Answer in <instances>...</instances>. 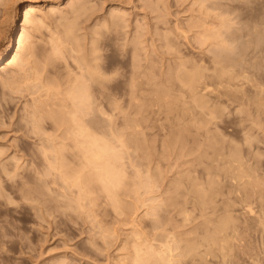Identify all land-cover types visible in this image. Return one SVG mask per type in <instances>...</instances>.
Here are the masks:
<instances>
[{
  "label": "rangeland",
  "instance_id": "1",
  "mask_svg": "<svg viewBox=\"0 0 264 264\" xmlns=\"http://www.w3.org/2000/svg\"><path fill=\"white\" fill-rule=\"evenodd\" d=\"M4 1L7 2L6 0ZM82 1L83 0L81 1L78 0L75 3L74 0H64V1L62 0L60 4L59 3L56 4L57 7L55 5L50 7L45 4H40L39 6H37L38 9H35V11L33 12L35 14L34 17L36 18V15H37L38 17L41 16V18L37 17V20L39 21L35 20V23L41 22V19H44V18L46 21L42 20V21H45V23L41 22L42 26H40L41 27L40 30L38 29L39 31L36 32V29L34 28L36 27L38 28V24L36 26L31 25L34 23L33 21L35 18L33 17L34 18L32 21L33 23H30L27 26V28H29L30 26L31 30L34 29L35 31L34 32L31 31L29 28L27 32L30 31L33 34H35L36 32L35 35L38 36L37 39H39V41L37 43V39L35 40L36 36L33 39V37H31L32 34H30L31 36L29 37L31 38H29L27 41L32 42V40L30 39H33L37 43V44L35 43L36 47L40 44L36 48L37 51L39 52H37V55H35V57L37 56V60L38 59L41 60V61L38 60L40 64L42 62L44 64L43 60L45 58H47L45 59V61L48 60V58L50 57L52 58L54 57L52 59L54 60L56 55H57L56 58L59 59V60L57 59V61L59 62H56V59L52 61L51 58L50 60H48L50 62L49 64L51 65L50 66L48 64V66H46L45 68V69L48 68L46 70L48 73L46 71H43V73H39L40 69L37 67L38 75L44 74V72H46L45 74L46 77L45 75H42V78L43 77L45 78V79L43 78L44 80H47L46 78H48L49 80L50 76H52V78L50 77L51 79H53L56 76L55 78L58 80L56 81L60 85L58 86L59 91L55 87L58 85L57 83H55L56 85L54 86V83L51 81V79L50 81L47 80L48 82L47 81L45 82L42 79V81L45 82L43 83V85L45 84L44 87L46 86V83L48 84L53 83L52 88H50L49 85H48L49 87L48 86L47 87L52 90V95L54 96H56V94L54 93H57V95L58 93H62L61 92L62 90L60 91L61 88L59 89V87H62L63 85L62 82L66 81L64 76L65 75L66 77H68V75L72 76L75 73L80 75L81 71L79 72V70L86 68L85 63L90 62V61L85 62L84 60L86 58H87L86 60H88V58L92 60L94 58V60H96L97 58L96 59L95 57L92 58L91 55L95 54L94 52L96 51H94V49H96L99 46L101 47V49H99L101 50V52L98 51L97 56L99 58V56L102 55L103 58L100 56L101 60L100 58L98 59L100 60L99 62L97 60L99 64L94 62V60L93 61L91 60L92 64L90 63H89L90 65L87 64V66H89V69L88 70L84 69L85 70L84 75L82 73L83 80L81 81V83L83 82L84 85L83 84L80 85L79 84L80 80H79L78 81L79 83L77 82L79 85L77 86H85L86 84L85 81L88 78L89 80H91L90 77L96 72L94 70L95 72L93 73L91 70L93 62H94L93 67L96 68L97 72L99 70L98 68H101L102 70V71L99 70L100 71L99 75L97 73L98 79L100 77H101L100 80L103 79L101 73L104 72L103 74L104 78L106 77V75L108 77L112 76L111 77L112 80H110L111 78L108 79V77H107V80L103 79L105 82L101 80L102 81L101 84L98 85L101 88L98 87L99 90L94 91V93L100 92L99 94L97 93L95 94V96L97 95L98 98L97 96L96 97L94 96L95 100H93L92 95L94 93H92V95L90 96V98L92 97V99L91 100H89L90 98L87 99L92 102L96 101L97 99V101L94 102L95 104L93 103L94 106L92 105V102L89 103L87 100H85V102H88V103L83 104V107H82L83 108V118L85 120L84 121L85 124L90 123L92 126L97 124L98 129L97 128L94 129L92 126H89V125L87 129H89L88 131L94 134H96V132H99L100 130L99 134L97 133V137L98 135L101 134L100 136L102 138L100 137V139H102V141L101 143L100 142L99 143L102 146H105L107 150L106 151L107 153L106 156L108 157L107 160L109 161V158H112V162L116 161L115 162L116 168L118 167L117 168L118 170L116 169V177L118 178L123 173V172L121 173L122 170H124L127 177L125 176V178H123L124 179L123 183L122 181L119 180L120 184L122 183V186H123V187L121 186L122 187L121 188L119 187L120 186L119 184L118 185V187L120 188L119 190L117 189L118 187H115L117 186L115 184H117L118 180L115 182V184H112L111 182L113 187H111L110 183H108L110 185V189L112 188L111 190H113L114 188L118 190L117 194L115 195L112 194V192L108 188L109 185H107V187L103 185L107 183L106 180H104L106 181L105 183L100 181L101 186H102L101 188L104 187L103 190H101V188H99L100 183H98L100 178L99 179L97 178V175H99L97 173H98V170L100 171V169L97 168V165L100 163V165L103 166L106 163L104 162L103 164V161L101 159V158H105L104 157L105 155L98 160L95 156H94L95 158L92 156L91 158L93 159L91 160L88 158V155L84 154L86 157L82 156L81 152L84 153L85 151H81L79 153L78 151H73V150H79L77 149L78 147L75 144L76 149L71 148L72 151L74 153L76 152V154H79L80 158L78 156L77 157L81 159V161L84 160L82 161L84 162L83 167H81L82 163L81 165H79L81 168L78 167V163L80 164V161L76 159V154L71 152L70 151L71 149L69 147L72 142L73 143L75 142L72 141L71 138L70 140L66 139V141H64L65 137L62 140L61 138L64 136L63 134L65 133H62L63 130L60 129L61 130L60 131L59 128L54 129L55 131L59 130L55 132V134L61 132L59 134L63 136H60L61 137L60 142H62L63 144L65 142V146L69 145L68 147L70 150L68 149V147L66 148L68 149V152H65L64 156L69 155L67 156V158L60 157L61 154L60 156L58 155L56 158L60 157L58 158L59 160L61 158L62 159L64 158V160L67 159V161L68 159H71L68 161L70 165L69 166L67 165L68 167L66 165L65 166L66 168H68L67 172L70 171L69 173L71 174H72L71 172L72 170L69 169V167L71 165H72L71 167H74L73 176L78 175L80 173L81 175L80 174L79 175L81 177L83 175V172L84 171L86 172L87 169L89 170L91 168L90 166L93 164V166L95 165L94 169L96 172L94 174V177L96 178L94 179V181H92L94 184L91 181H88L87 183L85 180H84L85 182L82 180L83 181V184H82L80 183L82 182L81 179H80V182L78 181L80 178L79 175H78L79 178L76 181L77 178L72 176L73 177L72 179L70 177L71 174L70 175L69 173L66 174L67 172H65V169L62 168L61 172L58 171L60 170V168L58 167L59 168L58 169L56 167L58 165L59 166L61 165L59 164L58 159L56 160V162L58 163H55L56 165L57 164L58 165L53 166L55 167L54 168L55 170H52V167L51 169L48 168L49 164H54L55 155H53V157L48 156L50 158L49 159L50 162H52L50 163L49 160L45 159L48 153L46 155L42 154L44 156H42L40 153L44 151L43 153L49 152L50 154H55V153H51L55 150L54 148H50L51 152L45 151V149L47 148L44 147L43 145H45L48 140H50L51 143H53V141L54 142L56 141L58 144V139H55L58 136V134L54 135L55 137L53 136V133H52L53 129L50 128L51 126L49 125V121L52 122V120L51 119L48 120L44 118L43 116L45 115V112L51 109L52 106H53L52 109L55 108L57 98L53 96V99H52V96L50 95L51 91L47 89L46 87L45 88L49 91H45L44 88H43L44 90L40 88V86H42V83H40L41 80L38 81L39 80L38 78L40 76L37 77V75L32 74L33 75L32 77L35 78L34 76H36L38 80L36 79L37 81L36 80L35 81L37 82V84L39 83L41 85L39 84L37 85L36 83H34L35 82L34 80H32L33 82L30 80V79H33V78H30L29 76L30 73L28 75L26 74H24V76L22 75L23 77L21 78V82L20 81L18 82L19 84H12L15 82L11 81L12 83L9 82L11 85L10 84L8 85L7 80L3 81L6 78L8 79V75L10 74V72L8 73L7 71H12L10 74L11 77L9 76L8 81L10 80V78L11 80L13 78L15 79V73L13 69L15 70L17 76H18V73H21V72L25 73L24 69L25 70L28 69V71L29 70L32 71L34 67L29 66V67H32L31 69V68H27L26 65L23 66L25 62H23V64L20 63L24 67V68L22 67L23 71L21 70V67H20L21 65L19 66L18 65L19 63L18 64L16 63L20 67L21 72H18L19 69H17L16 64H15L16 65L15 68L13 64L12 65L13 67L10 65L11 67V68L9 67L10 69L7 66L8 70L6 68L2 70L0 69V153H1L0 154V181H1V186H2V187L0 186V189H1L0 191L1 192L3 191V193L0 194V234H2L1 232L7 229L6 232L8 231L7 232L8 235L6 236L7 237L9 236L8 239H6V236L3 239L2 235H0V241L1 239L3 241L6 239V242H7V240L9 241L10 239L11 240L10 246L12 248L15 247V249H13L14 253L13 251L6 252L7 250L3 251L2 248L6 249L7 248L6 245L7 244L9 245V242L6 245H4L6 242H4V244L1 243L2 241L0 242L1 245L3 244L4 246V247L2 246L0 247L2 250L0 253V264H133L134 262L132 260L135 259L136 256L139 255L140 253H141L140 256L142 255L141 257L145 259L140 264H148L147 263L148 261L152 263L154 262L153 258L149 260L148 259L149 255L148 256L146 255L150 250L152 251L153 248L154 250L155 248H157L156 249L157 252L158 251L160 252L161 250L163 252V255L164 253L165 254L169 253L168 251L166 252L164 251V250H167V246L164 248L163 244H166L169 239L167 245H172L171 243L173 242V239H174L173 243H175V241L178 240V238L181 240V242L178 240L179 243L178 241H176L175 245L173 244L175 247L172 245V247H174V250H177L178 252L173 250V252L171 253L174 259H175V256L178 257L175 259V262L176 260L177 261L180 260L181 262V263L176 262V264L178 263L179 264H232L231 261L233 259H234L233 264H236V263L237 264H264V223L258 224V225H256L257 223L255 222L249 223V224L246 223L245 220L247 216L245 215V213H243V215L246 218L243 217L242 215V212H244V210H239L238 208L240 207V208L245 209L248 205H251V206L253 205L252 207L254 208V210L261 211L260 208L264 207V204H263L264 202H262L263 200L259 201L260 200L259 197H258L259 200H257L258 198L256 196H259V194L256 196L254 195V193L252 194L254 188L251 187V185L254 184L258 180L257 179V176H259L258 173H260V176L262 175V178L260 177L261 180L260 178L259 180L264 183V179H263L264 178V175H263L264 174V111H263L264 110V89H263L264 88L263 86L264 85V60L263 59L264 58L262 56H259L258 54L262 50H263V53L262 52L260 53L264 54V41H263L264 33L262 32L261 33L262 35L260 34L261 31L257 33V31L259 30H257L258 28H256L257 25H259L258 27L260 29V24L261 26L262 25L264 26V24H262L259 21V20H264V17L262 16L264 15L262 14V12L264 13V2H262L264 0H257L258 2H256V0L255 1L246 0L247 2L245 0H205L204 2L199 0L200 2H202V4L198 0H85L83 1V3L87 2L88 6H86V4H83L84 5L83 6ZM259 1H261L260 6H259ZM8 2H7V6L6 5L5 6L8 7L10 11L6 9L5 6H2V4L4 5L3 2H1L2 4H0V25H1L0 27L2 31L4 30L3 27H7V31H8V32L6 30H4L5 32L3 31L2 33L3 37L7 34H10L14 26L13 20H12L13 17L11 16L9 17V15L11 14L12 16H14V12H13L14 4H11L10 2L9 3ZM250 2L251 3L253 2V4H251ZM79 3H81V5ZM245 3L247 6L249 5L250 7L247 8L246 5L243 6V4ZM69 4H72V6L77 4L78 6L77 5L75 6L78 7L79 12L82 6H83L82 7L83 10L85 8L88 9L86 10V12L85 10L83 11L81 9V15L80 16L78 15L79 18L77 16L78 20L76 19L78 23L77 22L75 23L74 21H70V18L71 20H73L76 17H72L73 15L71 16V13L70 15L68 13L72 12L73 14V11L77 8H75L74 6V8L73 7L70 8L73 11L68 9V13H67V7ZM10 5H12L13 7H10ZM22 5L20 4L21 10L23 8ZM253 6H255L256 9L259 11L257 12V10L253 8ZM244 8L245 10L243 11ZM251 8L253 9L251 10ZM1 9L3 10V12ZM49 9L53 10L54 14L56 13V15L52 17L54 18V20L55 19L57 20L59 16H61L62 19H58L57 21L55 20L56 22H54V20L51 21L52 18L50 15L52 14V11ZM54 9L55 10L57 9V12H55ZM248 9L251 11H247ZM62 10H64L65 12L63 13L65 14L67 13V15L65 14L63 15ZM77 10H75V12ZM117 10L119 11L121 10V12L119 13V11ZM4 11H6L7 13ZM82 11L85 13H82ZM111 11L112 12L116 11V13L118 12L117 14L119 16H122V18L126 19V21L123 24H121L117 30L105 28L106 23L108 21L106 20V23H105L103 20L110 18V16L114 14ZM252 11L254 13H252ZM8 12H11V13H8ZM43 12L44 14L41 15V13ZM58 12L60 15H57ZM46 13L50 14V15L48 14L51 18V19L48 18L50 20L47 19V17L49 16ZM243 13H246V14H243ZM6 14L7 15L9 14L8 17L12 19L10 20L8 17H6ZM123 14L125 15V17ZM259 14L262 17H260ZM245 15H247L246 18L248 17V20L250 17V20L252 22L257 21V23L255 24L253 22V26H252V22L250 23V20H249V23L248 21L245 20L244 18ZM3 16L6 19H3L4 18ZM66 16L69 18V20L65 21ZM253 17L256 19H252ZM61 21H63L64 25L66 24L70 25L71 23L72 28L71 27L70 28L71 30L74 29L73 30L74 33L68 29L69 28L68 25H66L67 27L66 31L69 30V32H72V35L74 34L77 37L76 38L75 36H73V38L75 37L76 40L80 39L79 43L84 42L85 45L89 44L87 45L88 47L86 46V48L87 49L89 48V49L88 50L85 49V51H88L89 53L86 52L87 53L86 54L85 52L82 51L85 48V47L83 48L84 45H82L84 43L82 44L80 43L79 45L78 41L77 42L74 41V42H71L70 44L69 42L73 40L70 37L69 38L71 40L65 39L68 37L67 36L68 34L71 35L68 31H67L68 32L67 35H64V32L63 34L60 33L62 32V30L61 31L59 30L60 32H58V29L63 27V25H61L60 27L57 25ZM101 21L105 23L103 24V26L105 25L104 31L106 30V36H104L101 39V41H103V44H97L96 39H92L97 44L95 47L94 41H93L94 43L93 46H92V43H90L91 38L93 37V35L95 36L96 34V32L93 30L92 31L95 34H92L93 32L91 31V28L92 29L95 28L97 31H99L98 29L103 27ZM1 22H3V24ZM100 22H101L102 27L97 25ZM79 23H80V26L76 25ZM94 24H96L99 28ZM247 24L250 26L247 27L248 26ZM254 24L256 25V27L253 29V27L255 26ZM72 25H76V26H72ZM56 26H58L59 28L56 29ZM81 26L84 28H82ZM263 26L261 27V29L262 28L264 29ZM215 27H217V30ZM210 28H212L214 32L219 30L218 31L219 36L216 34V32L213 34L212 33L213 31H211L212 29L209 30ZM78 29H80L81 31ZM247 29H249V32L247 31ZM54 30L57 32V36H54L56 34ZM63 30H65V28ZM208 30L210 31L211 34L208 33L209 32ZM53 31L55 32L53 33L54 37L52 36ZM79 31L81 33L82 32L84 33V31H86V34L81 35ZM252 31L255 33L254 35H252L253 34ZM77 32L80 33L79 34L80 36L77 34ZM87 32L89 33L87 34ZM58 33L61 34V36H59L60 39L62 38V35L65 36V37L63 36L64 38L61 39L64 42L63 46L65 48L68 46L70 48V46L74 45L73 43H76L77 47L79 46V48L81 47L83 48L81 50L82 52H79L78 54V50H75V52H77V55H76V53L73 51V49L75 48H72L71 49L72 51L68 48L65 50L67 51L70 50L69 53H65L66 51L64 50V54H63V52H61V45H62L61 40L59 39L60 41L59 42L57 38ZM77 35L81 38H79ZM86 35L90 38L89 40ZM90 35L92 36L90 37ZM208 35L209 36L212 35L213 37L211 38ZM215 35H217V37H214ZM51 36L53 37V39L57 38V40L51 41L52 39ZM82 36L87 37V38L84 37L85 41H83ZM202 36L205 39L207 38L206 40L203 38L205 42L202 40ZM256 37L257 38L261 37L259 38L261 39V41H263V42L260 41L261 45L255 42L257 40L255 39ZM137 38H138V44H136L137 42H135L137 41ZM252 38L255 39V41ZM133 39L135 41L131 42ZM65 40L67 43L65 42ZM46 41L47 42L49 41L50 43H52L51 47L49 43L46 45ZM257 42L259 41L257 40ZM56 43L59 44L60 47ZM253 43L259 45L257 46V48L258 47L260 48V46H262L261 50L259 48H258L259 50L257 48L256 50L255 49L256 45H254ZM25 44H29V43L27 42ZM44 44L47 46V48L44 46ZM65 44H68V46ZM29 46H31V44H29ZM63 46L62 48H64ZM44 47L46 49H43ZM243 47H245V51L242 52V50H244ZM51 48L53 50L51 51L54 53L50 51ZM26 49L28 50V46L27 48L24 47L23 52H26L27 51ZM47 49L50 51V52L47 51L48 53H51L52 55L54 54L55 56H50L51 54H48L47 52H45ZM89 50H91V53ZM255 51L257 52L259 51L257 53L258 55L256 54ZM44 52H45V55L47 54L50 57L47 55H46L47 57H45V55L40 56V54L43 55L42 53ZM38 53H40L39 56H38ZM99 53H102V54H99ZM26 54L24 53L21 55H24L25 57L22 56V58H26L27 60L28 57H26ZM81 54L86 55L87 57L85 56V59H84V57ZM28 55L29 54H27V56ZM75 55L78 58L79 56L80 58L82 57L81 58L82 60L84 59L83 62L85 63L83 65L85 67L82 65V63L79 64L80 61L82 62V60L78 61L77 59L78 63L76 62L74 58ZM255 55L263 59L260 60L259 57H253ZM218 56L221 59L220 61H218L219 60ZM40 57L43 59H41ZM31 58L35 59L33 57ZM22 60H25V59H22ZM37 60L35 61L37 62ZM36 62L32 60L31 65L34 63L33 66H35ZM54 62H56L55 65L52 64ZM26 63H28L27 65H29V60ZM46 64H47V61H46ZM78 64L79 66L81 65L83 68L82 67L80 68ZM95 64L99 66L95 67L96 66ZM180 68L181 69L184 68L185 71L187 70V72H184V70H181ZM3 70H5L6 72ZM48 70H50V72ZM51 70L52 72L54 70L53 72L54 77L52 75ZM90 70H91L92 75L90 74ZM191 70L193 71L192 74L188 73L189 71L191 72ZM226 70L227 71L229 70V71L226 72ZM28 71L26 73H28ZM88 71L91 76L87 74ZM179 71L180 72L183 71L184 73L181 74ZM195 71H202V73L204 74H202L201 72L200 73L202 75H205V73L206 75L208 74L207 77L210 74H214V73L218 75L217 73L219 71L225 74V78L224 77L221 78L220 76L219 77L211 76L210 77L211 80L209 77L207 80L206 75L203 76L206 78V81L210 80L211 82L210 84H214L216 82L218 83V81H219L218 84H220L222 81H224L222 82V85H223L226 81L227 82L230 81L229 83H225L223 86L219 85L220 87H222L221 90H219L220 89L219 87H218L219 89L216 90L217 92L218 90L219 92L222 91V93H220L221 94L220 98L218 97L216 98L214 96V90L212 94L210 93V94H207L206 96L204 95L205 97L202 96L203 98H200V99H199V94L197 96V94L193 92L191 94L189 93L190 91L188 90V86H187L189 85L188 83L189 80L188 78L186 79L187 76L184 75L183 78L187 84L184 83L182 79V75L190 74V76H192V75L200 74L198 72L195 73ZM58 72L59 74H62V75H59ZM12 73L14 76L12 75ZM34 73L36 72L34 71ZM55 73H57V75ZM223 73H221L222 74L221 76H224ZM47 74L49 75L51 74V75L49 76ZM6 75L7 77L4 78V76ZM178 75H179V78H177ZM59 76H63L64 79L61 77L59 79ZM78 77L80 78V76H77V78ZM217 77L218 79L220 78L222 81H220V79L216 80ZM18 78L19 79H17V81L20 80L19 76ZM26 78L28 79V81L25 82L24 80ZM73 78L72 80L75 81L76 83V80H74ZM133 79L135 82L138 81L139 84H137L138 82L136 83L133 82ZM212 79L215 80V82H213ZM60 80L62 82H60ZM249 80H251V82H249ZM68 81H70V78ZM4 82H6V84ZM29 82L32 84L34 83L33 85L35 86V88L34 86H33V89L28 88L27 84H29ZM132 82L134 85L135 84L138 85V87L139 85H141L139 88L140 90L141 89L143 90L142 91H139L138 89H137L138 91L134 90L136 86L133 87L134 85L132 84ZM65 83L69 85V83L71 84L72 82H68V83L64 82V87H62V89L64 88L67 90L69 86L68 85L66 86ZM75 83H72L70 86H72ZM29 85L30 87H32L31 84ZM104 85H107V86L109 85L110 87L109 86L107 87ZM215 85L217 84H214V86ZM36 86L42 89L44 92L50 93V94L48 93L45 94L47 96L46 97L47 99H49V96H50L51 101L53 100L55 101V104L53 103V105H51L52 103L51 101L46 102L48 105L50 103V108L49 106H45V107L41 106L44 111V113H41L43 111H41L42 109L40 110L41 116L44 118L45 122L48 123L47 124L44 122L45 125L34 122L36 114L38 116L40 114L38 113L39 111L35 109L37 108L35 105L38 104L36 102H39L38 101L39 97L36 98L35 96H38L42 92V90H39L41 91L40 93L39 92L35 93L36 91L33 92V90H37ZM86 86L89 88L88 85ZM185 86H187V88ZM217 86H215V88ZM72 87L74 88L75 86L73 85ZM158 88H160L159 91H157ZM70 89L72 88L70 87ZM91 89L93 88L91 87ZM91 89L90 91L93 92V90ZM161 89H163L164 91L163 90L161 91ZM259 89H263V91L260 90L262 94L259 91ZM156 91H157V94H156ZM44 92L39 95L40 97H42V100H43ZM217 92L215 93V95L219 96ZM64 94L65 93L63 92L62 96H65L64 99L67 100L66 98L68 97V95L66 94L67 95L66 96ZM164 94H166L165 101L162 100L164 98L163 97ZM257 94L258 95L260 94V95L258 96ZM208 95L209 96L213 95V96L211 98ZM58 96L57 97L59 99V102L62 103L60 101L61 95H58ZM179 96L182 98H180ZM192 96L194 97L196 96V98L198 97L199 100L196 98L195 99L198 100L200 103H201L200 101L201 99H205L208 102V104L206 102L207 107L203 108L205 104L204 103V104H199L202 107L200 108L198 105H196L197 102L195 104L194 102L195 99L193 98L194 99L193 100L191 98ZM32 97H35V98L32 99ZM207 97H209L210 99H208ZM255 97L258 98V100L257 99L255 100ZM44 99H45V96H44ZM47 99L43 101H46ZM260 99H262L263 101ZM30 100L32 103L30 102ZM69 100L68 102L71 103V100L70 101ZM183 100L186 102H184ZM182 101L186 103V105ZM257 101H260V102H257ZM26 102L29 103V105L33 108L34 111L32 110V112H30L31 107H29V105H27L28 103ZM40 102H41V99H40ZM98 103H100V106H98V109L100 107L99 110L101 112H98L97 114L96 111L98 109L96 110L94 107L95 105H99ZM258 103L259 104L261 103L260 104L261 106L258 105ZM24 104H26L27 106L26 105L24 106ZM47 104H43V105H47ZM58 106H59V103L57 107ZM39 107L37 109L41 108ZM59 107L61 108V106ZM26 108L27 109L30 108V109L27 110ZM183 108L184 109L186 108L185 111L183 110ZM25 109L28 112H26ZM191 109L192 111H190ZM213 110H215V112H213ZM24 112H26L25 113L26 115L25 114L24 115L27 117L29 115V112L31 114L30 116H34L32 117V119L34 118V120H31L28 118L27 119L28 122L33 121L35 125L36 124H38L39 126L41 125L42 128L46 126V129L45 128L43 129H45L47 132H51V135L53 136V139H52L53 141L47 138L49 134L46 135L45 130H42V133L45 134L47 137L45 135L44 136L41 135L42 137L38 136L37 135L38 133L36 132L38 131L36 127L38 125L35 126L33 124V126H35L34 128L32 125H29L30 126L29 127L28 124H30L31 122L30 123L26 122L27 120H25V117L22 116ZM34 112H37V113H34ZM211 113L213 114L216 113L214 114L215 117L212 116L213 114ZM97 117H99V119ZM127 118L130 120H128ZM132 118L136 120V123L139 121L141 127H139V125H135V120H132ZM131 120L134 122L133 126L137 128V131L134 130L135 129L134 127H129L128 129V125H129L128 122H130ZM193 120H195L196 122ZM126 122L128 123L127 127H125ZM133 122L131 123L133 124ZM26 123L28 124L26 125ZM100 123H102L101 125L102 127L100 126ZM50 124L53 125L54 122ZM132 124L129 126H132ZM53 126H55V124ZM35 128H36V131H35ZM126 128L128 132H130V135H128L129 133H126L127 136L125 137L127 139H129L128 137L131 136L132 134L133 135L131 137L133 138V136L136 135L137 132H139V134L141 133L139 137L141 136L140 138L144 139L142 140L143 141L142 147L144 146L145 150L141 149V145H139L140 143H138L140 142L138 141V138L136 142L139 146L136 145L137 147H135L134 145L136 144L135 142L133 144L134 140H131L132 142L129 145L130 147L128 145L126 146L124 145L125 147L128 146L129 147L128 149H126L125 147L122 148V145H119L121 144L120 143L121 141L117 142L118 140L115 138H118V136L117 137L115 136L114 138L113 135L115 133H117L118 135L119 133L121 134V132L125 133V131H127ZM130 128H132L131 130H134V132H132ZM110 132H112L113 134ZM121 136L122 135H119L120 138ZM44 137L47 138L48 140H46ZM131 137L130 139H132ZM41 138H44L46 142H42L44 140H40ZM49 138H52V137H49ZM169 139L175 140V142L174 140L173 141L170 140L171 143L173 142L174 147H173V144L171 143H169L171 144V146L169 145L170 147L167 145V143L169 142ZM113 140L115 141L117 140V141L115 142ZM145 140L147 141L145 142ZM68 141H69V144L66 145ZM165 141L167 142L165 143ZM73 143L71 144L72 146L74 145ZM54 144L55 143H53L52 145ZM47 145L48 144H46L45 146ZM59 145H57L58 147L56 146L54 147L60 150L62 149L63 145L61 143ZM171 147H173V149ZM121 148L122 149L125 148L124 151L122 150L125 153V157H124L123 152L120 151ZM165 148H166V151L164 150ZM36 149H40L41 152L40 150H36ZM52 149L54 150L52 151ZM167 149L169 153L167 152ZM169 149L170 150L172 149V150L170 151ZM32 150H34L35 152L33 153V157L30 155L33 152ZM37 151H38V154L40 155L37 154L34 157ZM57 151L55 150L54 152H57ZM64 151L65 150L61 152L64 153ZM145 151L147 152V155L143 153ZM164 151L167 153L164 154L165 153ZM69 152L72 154H70ZM144 154L145 156L142 157V155ZM90 155L91 154H89V156ZM230 157L233 160L235 159L236 161L234 162L233 160H231L232 161L231 162ZM51 158H53L52 161H51ZM85 158L89 159L90 161L87 163L88 160L85 161ZM247 159L248 161H251L250 164L254 163L252 164V166L254 165L255 171L252 169V172H251V167H250L251 165L249 164V162H247L249 166L246 164ZM61 160L60 162H63V160L62 161ZM96 160H97V163H94L93 161H96ZM229 161L231 163H229ZM17 163L18 165H20V167H16ZM232 163L233 164L235 163L236 165L234 164V166L236 167L240 166V168L242 167V165L245 166L246 164L247 167L245 166L244 168H247L248 170L250 169V172H248L247 169H245L246 172L248 173L245 172L247 176L246 175L244 176L243 175L244 172L243 174H241L244 168H241L242 170H239L240 168L237 167V169L235 170L236 167L230 166V164L232 165ZM237 163H240V165ZM84 164H86L85 167H84ZM75 166L77 168H75ZM120 166L122 167V169L120 168ZM17 168L18 170H14ZM45 168H47V170ZM112 168L115 171V167H112ZM94 169L92 168L91 170H94ZM15 171H18L19 173L17 172L18 174L14 175L16 174ZM56 171H58V173L60 172L65 175H68L67 180L69 182L68 181H67L68 183L64 182L65 183L64 184L62 177H65V175L62 174L63 176L59 178L57 176L58 173ZM148 171L151 172L152 174L148 173L150 175L148 174L146 175ZM238 171H241V172H238ZM46 172L48 175L46 174ZM117 172H120L119 176H117ZM232 172L234 173V175L233 174L231 175V178L233 180L230 178V174ZM91 173L86 172V174L84 173V176L87 174L92 175L93 173L92 174ZM251 173L252 174L255 173V175H252ZM12 174L14 175V178H12L13 176ZM142 174L146 175L144 176L146 178H143ZM248 174H251L252 176L251 175L249 176ZM88 175L86 176V178H88ZM123 175L121 176L123 177ZM134 175L136 178L134 177ZM236 175L237 177L239 175L238 177L239 181ZM121 176L119 179H121ZM147 177H149V179ZM243 177H244L243 179L244 181L240 179ZM248 177L249 179L245 180ZM74 178H75V182H73ZM90 179L92 178H89V180ZM97 179L98 181L96 184L98 188L96 187V184H95ZM152 179L154 180L157 179V182H155ZM150 180H152V182H154L155 184L153 183L152 185V182H150ZM252 180L253 181L256 180V181L252 182ZM23 181L25 184L23 183ZM127 181L133 182V183L136 182L135 184L137 186L133 183H131V185H129L130 184L129 183L128 185L129 186L134 185V188L135 186L138 187V188H135L138 190L137 192L139 194L136 192L138 196L136 195L135 190L133 192V190L130 189V188L133 189V186L129 187L130 189L129 190L128 185H127L126 186L127 189H126L125 183H127ZM137 181L140 182V184L142 185L141 187L138 186L139 183L137 184ZM241 181L243 182L241 183ZM77 182L80 184H78ZM108 182L110 181L108 180ZM90 183L93 184V185L91 184L92 187L90 186ZM18 184H19V187H18ZM75 184L77 185L82 184V185H85L86 187L88 185V187H91L88 189L90 190V192L93 189V193H88L90 195L86 193L87 196H85L83 195L85 192V191L83 192L84 186L81 185L82 186V187L80 186L81 189L80 188L78 189L77 188L78 186L76 187ZM249 184H250V188H248V192L250 191V195L252 194L251 195V197L253 196L252 199L251 197H248L249 194H247L248 192H246L247 191L246 188L245 190L243 189L242 191V189L239 187L242 185L241 187L243 188V187L248 186ZM235 185L237 187H235ZM94 186L97 189H95ZM105 187L107 190L105 189ZM238 188L239 190L240 189L241 190L239 191ZM251 188L252 190H250ZM115 189L113 191L114 193H116ZM125 189L129 190V192L132 191L133 194L135 193V196L131 192L127 194ZM196 189L200 191L199 194ZM78 190L79 192L81 190V192L83 193L79 195L81 192L78 194L77 193ZM89 190H87V192ZM94 190L95 192L97 190L96 193H98L99 191L100 192L103 191L102 192L103 194L100 192L99 194H96ZM255 190H257V192ZM255 190L254 192L258 193L257 187H255ZM107 191H109L108 193H111L110 195H113V196L117 195L116 200L117 201L122 200L121 201L122 203L119 202L120 203L119 204L115 199H113L114 197L110 199L109 198L111 197L110 195L109 197L106 196L105 192ZM241 191L243 192L242 193L243 195L241 194ZM25 192L27 193L30 192L32 196H30L31 194L28 195L26 193L27 197H25ZM236 192H238V195L236 194ZM94 193L96 194V196L97 195L98 196L96 198L95 197L89 198L91 197V194L95 196ZM244 194L247 195L248 199L250 198L249 200L253 204H251L249 200L245 202H248L250 204L242 203L243 201L241 200H243V197L246 196ZM77 195H79V197L83 196L82 197L83 200L85 197H87V199L84 202L81 200L82 198L80 197L79 199ZM28 196L33 199H28L29 198ZM118 196L119 198H121L120 200H118ZM76 197L79 199V202L81 200L83 204L88 203V200H90L92 204L90 206L93 208V211L86 212L85 210H89L88 207L85 206L87 209L84 207H80L82 203L80 202L81 204H78L77 202L78 200ZM107 197L110 199V201L108 200ZM136 197H140V198H136ZM247 197H245L246 199L245 198L244 199L247 200ZM91 199H93L94 203L92 202ZM111 200H113L112 203L113 204L115 203V205L111 204ZM238 202L239 203L241 202V203L239 204ZM259 202L262 203L263 205L260 204ZM123 203H129L130 208H127L126 206L124 207ZM234 204H236L235 207H237L238 209L234 208L233 206ZM116 205L117 207L120 205L121 206L117 208L115 207ZM122 206L123 208H126V210L121 208ZM233 208L235 209V211ZM120 209H123V211ZM236 209L239 211L238 213L239 216H236L237 213L235 214V212H238ZM6 218H8V220L10 219L9 220L10 224H8L9 227L7 223L4 224L2 222V220L4 222L8 221ZM15 222H17V225H19L20 228L19 226L15 224L16 229H13L14 230L13 232L15 233H12L13 235H11V232L9 233V231H11L10 225L11 224L14 225ZM2 223L4 224V226L7 225V228L3 227ZM247 224L248 226H253V228L248 227L246 231ZM230 226H233V227H230ZM15 227L12 226L11 228H15ZM222 227H223V230L225 229L226 232L221 231ZM219 228H220V231H219ZM233 228L234 229L236 228L238 230V232L234 230V232H236L237 235L239 232H240L239 234H241L240 236L238 235V237H241L240 239L241 242L240 241L238 242L239 239L237 238V242L239 244L241 243V245L234 242V244L236 243L235 246L239 245V247H231V244H232L231 243L232 241H231L230 242L231 244H229L230 248L227 249L228 246L224 242H229V241H226L225 239L223 242L221 238L222 235L220 236L218 234L223 233V237H224L225 236L224 233L231 232L232 236H234L233 231H232ZM243 228L245 229V231L243 230ZM249 228L251 230H249ZM168 233L169 234L172 233V236H174L173 234H175L174 236L175 238L169 235ZM165 234H167V237L169 238H167V240L165 239L166 243H164L165 242L164 241L162 244L161 237L164 239V236L166 237ZM212 234L214 235V237ZM31 235H33V237ZM209 235H212L213 239H211L210 238L211 236ZM237 235L234 236L235 240L232 236H231L232 238H229V240L231 239V240L236 241ZM206 236L209 237V238L207 237V240H210L209 243L207 240L204 239V237L206 238ZM216 236H220V239L219 237L217 238ZM29 237H32V238L30 239ZM215 239L221 240L222 243H224L223 247L220 246L221 242L219 241L215 242L216 244L213 243L214 246L213 244L210 243V242L216 241ZM143 241L149 242V243L146 242L148 244V247L151 244L154 247L152 248L151 246L147 250L145 249V246H147V244L144 245L143 243H142L143 245L141 244L142 246L139 245L141 249L137 248L139 246L137 247L134 246L136 243L138 242L141 243ZM192 242L193 243L196 242V244L200 247H198L194 243L196 245L195 246ZM202 242L204 243L206 242L207 244L206 243L202 244ZM218 242H219V246L221 247L222 251L220 248L218 249V246H217ZM155 243L157 245L158 243H160L163 247L161 246V248H159L160 244L157 247ZM179 245H181L180 246L181 248L179 247ZM190 245L194 246V249H193L194 252L196 251L199 253L197 257L199 256L200 258V252H201V255L207 254L206 256L203 257V259L205 258L204 260L206 261L207 260L206 258H208V261L204 262L203 260H201L202 257L200 259L201 260L200 262L194 261L195 259L199 260V258H195V259L192 258L193 256L192 255H191L192 257L190 256V252L192 254V251L188 250L189 251L188 252L186 251V249H184L185 247H188ZM209 245L211 246L209 247ZM246 246L248 247V249ZM17 247H20L21 250L24 249L26 251L23 250V251H20L19 254H16L19 252V250H17L19 248ZM135 247L137 248V250L135 249ZM190 247L188 249H190ZM10 248H7V249L9 250ZM158 248L160 250H158ZM182 248H183V251L185 250L186 252H188V254H186V257L181 256V254L182 255L184 254L181 251ZM142 249L144 250L143 253L141 252ZM154 250L152 251V253L154 252ZM179 250L181 252H179ZM202 250H206V252L205 251L202 252ZM134 251H135V254H134ZM151 251L149 253H151ZM156 253L154 255H156ZM178 254L180 256H178ZM154 255L150 254V258L155 257ZM165 257L167 258L166 255ZM158 258L159 257L155 259L159 263V260L161 261V259H158ZM156 260H155V264H156ZM164 261L166 262V264L171 263L163 259L162 262ZM135 264H139L138 261H136ZM160 264H163V263L160 262ZM172 264H175V263H172Z\"/></svg>",
  "mask_w": 264,
  "mask_h": 264
},
{
  "label": "bare ground",
  "instance_id": "2",
  "mask_svg": "<svg viewBox=\"0 0 264 264\" xmlns=\"http://www.w3.org/2000/svg\"><path fill=\"white\" fill-rule=\"evenodd\" d=\"M6 1H7V2L9 1L11 4H14V9H13L14 16H12V14H11V15L8 14L9 17L11 16V17H13V19H12V18H9L8 15L6 14V17H8L10 20H11V19L13 20V24H14V26H13V30H11L12 32H11L10 34L5 35L4 37H3L2 33H3L4 30L7 31V27H3V28H4L3 31L1 30V27H0V69H1V70L4 69V68L7 69V66H8V68H9L10 65L12 66L13 64H14L13 66H14V68H15V66L19 63L18 65H19V66L21 65V66H20V67H21V70L24 68L23 66H25V65L27 66V68H31V69H32V67H34V68H33L34 70L32 69L33 72H32L31 70H29V71H31V72H29L28 69L26 68L27 70L24 69L25 73H23V72H21L20 67L17 65V69L20 70V71L18 70V72H21V73H18V72H17V73H18V76L20 77V80L17 81V79H19V78H18V76L16 75L15 70L12 68L13 71H14V73H15V79H16V80H15L14 78L11 80V78H10V80L8 81L9 76L11 77L10 74H11L12 71H7L8 73L10 72V74L8 75V73H7V75H8V79L6 78V79L3 80V81H6V80H7L8 85H9L10 83H12V82H15V83H12V84H19L18 82H19V81L21 82V78L24 76V74L28 75L29 73H30V75H29L30 78H33V77H32L33 75H37V77L40 76V77L38 78L39 80L37 79L36 76H34L35 78L30 79L31 81H32V80L35 81L36 79H37L38 81H40V80L42 81V79L44 78V77L42 78V75H45L46 72H47L46 70L48 69V68H47V69H45V68H46V66H48V64L50 63L48 60H50V58H51V60H52L54 57L52 58V57H50V56H55V55H54V54L52 55L51 53H48V52H50V51L52 50V48L50 49V51L47 49L45 52L48 51L47 53H48V54H51V55L49 56V55L46 54V55L49 56L50 58H48V60H46V61H47V64H46V61H45V59H47V58H45V59L43 60V61H44V64H43V62L41 63V64H43V65H41L40 62L38 61V60H40V59L37 60V56L35 57V55H37V52H39V51H37L36 48L40 45V44H39L37 47L35 46V45L38 43V41H39V39H37L38 36H36L35 34H36L37 31L40 30V28H41L40 26H42V23H41V22L45 23L46 20H45V18H44V19H41V22H39V23H38V22L35 23V20H37V17H38V16L36 15V18H35V17H34L35 14H34L33 12L35 11V9H38L37 6H39L40 4H45V5H48V6L52 7V6H54V5L56 6V4H58V3L60 4V2H61L62 0H6ZM63 1H64V0H63ZM74 1H75V3H76L78 0H77V1L74 0ZM80 1H81V0H80ZM83 1H85V0H83ZM83 1H82V5H83V4H86V6H88V5H87V2L83 3ZM198 1H199V0H198ZM201 1L204 2L205 0H201ZM245 1H246V0H245ZM248 1H249V0H248ZM250 1H253V0H250ZM254 1H255V0H254ZM1 2H3L4 5H3ZM7 2H5L4 0H0V4H2V6H5V5L7 6ZM9 2H8V3H9ZM21 2H22V3H21ZM72 2H73V1H72ZM72 2H71V3H72ZM199 2H200V1H199ZM246 2H247V1H246ZM256 2H258V1L256 0ZM262 2H264V1H262ZM73 3H74V2H73ZM200 3L202 4V2H200ZM248 3H249V2H248ZM248 3H247V4H248ZM250 3H251V2H250ZM260 3H261V1H259V6H260ZM20 4H21V5L23 4V5H22V7H23L22 10H21V8H20ZM79 4L81 5V3H79ZM251 4H253V2H252ZM262 4H263V3H262ZM262 4H261V5H262ZM75 5H77V4H75ZM75 5H74V6H75ZM80 5H79V6H80ZM244 5H246V3L243 4V6H244ZM255 5H257V4H255ZM6 6H5V8L8 9V7H6ZM8 6H9V5H8ZM70 6H71V7H70ZM74 6H72V4H69L68 7H67V13H68V9H70V8H72V7L74 8ZM77 6H78V5H77ZM83 6H84V5H83ZM83 6H82V7H83ZM86 6H85V7H86ZM246 6H247V5H246ZM10 7H13V6L10 5ZM10 7H9V8H10ZM56 7H57V6H56ZM82 7H81V9L83 10ZM248 7H250V6L248 5L247 8H248ZM251 7H252V6H251ZM3 8H4V7H3ZM5 8H4V9H5ZM75 8L78 9V7H76V6H75ZM88 8H89V7H88ZM253 8L256 9L255 6H253ZM253 8H251V10H252ZM47 9H48V8H47ZM77 9H75V10H77ZM81 9H80V12H79V9L77 10L78 13H77V11L75 12V10L73 11L72 9H70V10L73 11V14H72V12H69L68 14L70 15V13H71V16L73 15L72 17H76V18L73 19V20H71V18H70V21H74L75 23L77 22L79 16L81 15ZM1 10H2V9H1ZM8 10H9V9H8ZM39 10H40V9H39ZM49 10H51V9H49ZM49 10H47V11H49ZM54 10H55V9H54ZM84 10H85V12H86V10H88V9L85 8ZM84 10H83V11H84ZM115 10H116V9H115ZM244 10H245V8L243 9V11H244ZM251 10L248 9L247 11H251ZM256 10H257V9H256ZM9 11H10V10H9ZM51 11H52V14L50 15V14H49L50 12H49L48 14H49V15L51 16V18H52V17H54V15H56V13L54 14V13H53L54 11H53V10H51ZM83 11H82V13H85V12H83ZM112 11H113V10H112ZM112 11H111V12H112ZM117 11H119V10H117ZM258 11H259V10H257V12H258ZM2 12H3V10H2ZM4 12H6V11H4ZM55 12H57V9L55 10ZM63 12H65V11L62 10V13H63ZM74 12H75V13H74ZM120 12H121V10L119 11V13H120ZM257 12H256V13H257ZM260 12H261V11H260ZM6 13H7V12H6ZM8 13H11V12H8ZM67 13H66V14L63 13V15H64V14L67 15ZM76 13H77V15H76ZM112 13H114V14H113L112 16H110V18L103 20L105 23H106V20L108 21V22L106 23V27H105V25L103 26V24H105V23H104L103 21H101L103 27L101 26V22H100L99 24H97V25H99V26L102 27L103 29L100 28L101 30L98 29L99 31H97L95 28H93V29L91 28V31L93 30V31L96 32V34H95V33L92 31V32H93L92 34H95V36L93 35V37H95V38H93V37L91 38V42H90V43H92V46L94 45V43H93L94 40H92V39H96L97 44H103V41H101V39H102L104 36H106V30L104 31V27H105V28H108V29H114V30H117V29L119 28V26H120L121 24H123V23L126 21L125 18H122V16H119V15L117 14L118 12L116 13V11H114V12H112ZM250 13H251V12H250ZM252 13H254V12L252 11ZM4 14H5V13H4ZM42 14H44V12L41 13V15H42ZM46 14H47V13H46ZM48 14H47V15H48ZM116 14H117V15H116ZM243 14H246V13H243ZM260 14H261V13H260ZM260 14H259V16H260ZM262 14H264V13L262 12ZM47 15H46V16H47ZM49 15H48V16H49ZM52 15H53V16H52ZM57 15H60L59 12L57 13ZM69 15H68V16H69ZM78 15H79V16H78ZM123 15H124V14H123ZM254 15H255V14H254ZM257 15H258V14H257ZM50 16L47 17V19L50 18ZM77 16H78V18H77ZM243 16H244V15H243ZM246 16H247V15H245L244 18H245V20L248 21V23H249L250 17H249V20H248V17L246 18ZM248 16H249V15H248ZM251 16H252V15H251ZM262 16L264 17V15H262ZM262 16H260V17H262ZM3 17H4V16H3ZM33 17H34L35 19H34ZM42 17H44V16H42ZM60 17H61V16H59V18H57V17H55V18H57V20H58V19H62V17H61V18H60ZM124 17H125V15H124ZM260 17H259V18H260ZM38 18H41V16L38 17ZM51 18H50V19H51ZM67 18H68V17L66 16V17H65V21H66V20H69V18H68V19H67ZM3 19H6V18L4 17ZM33 19H34V21H33ZM50 19H48V20H50ZM76 19H77V20H76ZM123 19H125V20H123ZM252 19H256V18L253 17ZM7 20H8V19H7ZM10 20H9V21H10ZM42 20H45V21H42ZM48 20H47V21H48ZM53 20H54V18L51 19V21H53ZM55 20H56V19H55ZM55 20H54V22L57 21V20H56V21H55ZM63 20H64V18H63ZM2 21H3V20H2ZM4 21H6V20H4ZM32 21H33L34 23H33ZM37 21H39V20H37ZM59 21H60V20H59ZM246 21H245V23H246ZM259 21H260L262 24H264V20H259ZM74 22H73V24H74ZM251 22H252V21L250 20V23H251ZM253 22H254V21H253ZM253 22H252V26H253ZM1 23L3 24V22H1ZM4 23H5V22H4ZM30 23H33V24H31L32 26H33V25L36 26V25L38 24V28H37V27L34 28V29H36L35 34L31 33L30 31H28V32H30V33L27 32V30L30 28V26H29V28H27V26H28ZM61 23H62V24H61ZM67 23H68V22H67ZM77 23H78V22H77ZM254 23L256 24L257 21L254 22ZM40 24H41V25H40ZM59 24H60V25H59ZM59 24H57L59 27H60L61 25H63V27H61L60 29H58V32H60V31L62 30V32H60V33L63 34V32H64V35H67L68 32H69V30H70V31H72V32L74 33V31H73L74 29L71 30V28H72V27H71V23H70V25H68V24H66V22H65V24L69 26V28H68L69 30H67L68 32L66 31L67 27H66V25L63 24V21H61ZM255 24H254V25H255ZM9 25H10V24H9ZM76 25H79V26H80V23H79V24H76ZM76 25H72V26H76ZM94 25H96V24H94ZM97 25H96V26H97ZM124 25H125V24H124ZM124 25H123V26H124ZM225 25H226V24H225ZM247 25H248V24H247ZM0 26H1V25H0ZM35 26H34V27H35ZM53 26H54V25H53ZM58 26H56V29L59 28ZM64 26H65V27H64ZM223 26H224V25H223ZM249 26H250V25H248L247 27H249ZM258 26H259V25H257V27H256V25H255V26L253 27V29L256 27V28H258L257 30H259V31L256 30L257 33L260 32V31H261L260 34H261L262 32L264 33V29H263V28L261 29V27H262L263 25L261 26V24H260V29H259ZM70 27H71V28H70ZM81 27H82V26H81ZM97 27H98V26H97ZM263 27H264V26H263ZM62 28H63V29L65 28V30H63ZM76 28H78V27H76ZM82 28H84V27H82ZM82 28H81V29H82ZM98 28H99V27H98ZM212 28H213V27H212ZM212 28H210L209 30H211ZM215 28H216V30H217V27H215ZM215 28H214V29H215ZM251 28H252V27H251ZM251 28H250V29H251ZM8 29H9V27H8ZM32 29H33V27H32ZM34 29L31 30V28H30V30L33 31V32L35 31ZM38 29H39V30H38ZM56 29H55V30H56ZM55 30H54V31H55ZM59 30H60V31H59ZM78 30H80V29H78ZM209 30H208V31H209ZM251 30H252V29H251ZM262 30H263V31H262ZM54 31L52 32V36L54 35L53 33L56 32V31H55V32H54ZM75 31H77V30H75ZM80 31H81V30H80ZM80 31H79V32H80ZM208 31H207V32H208ZM211 31H213V32H212L213 34L216 32V34L218 35V33H219V32H218L219 30L214 32V30L212 29ZM247 31L249 32V29H247ZM256 31H255V32H256ZM4 32H5V31H4ZM7 32H8V31H7ZM66 32H67V33H66ZM72 32H69L71 35L68 34V35H67L68 37L66 36L67 38H65V39L68 40V39L71 38L73 41H70V40H71V39H70V40H69L70 42L68 41L70 44H71V42H74V41L77 42V41H78V44L80 45V43H81V42L79 43L80 39L76 40L77 37H76L74 34L72 35ZM89 32H90V30H89ZM89 32H87V34H88ZM252 32H253V31H252ZM60 33H58V37H57V38H58V41H59V39H60L59 36H61ZM80 33H81V32H80ZM80 33L77 32L78 35H79ZM108 33H109V32H108ZM208 33L211 34L210 31H209ZM30 34H32V36H31ZM85 34H86V31H84V33H83V32L81 33V35H85ZM90 34H91V32H90ZM204 34H206V33H204ZM221 34H222V33H221ZM221 34H220V35H221ZM254 34H255V33L253 32L252 35H254ZM27 35H28V36H27ZM50 35H51V34H50ZM64 35H62V38H61V39H63V38L65 37ZM78 35H77V36H78ZM217 35H215L214 37H217ZM261 35H262V34H261ZM29 36L33 37V39H34V37L36 36V37H35V40L37 39V43H36V41H34L33 39H30V40H32V42L27 41L29 38H31V37H29ZM52 36H51V37H52ZM54 36H57V32H56V34H55ZM54 36H53V37H54ZM63 36H64V37H63ZM71 36H72V37H71ZM73 36L76 37V38L74 37L75 40H74ZM79 36H80V35H79ZM79 36H78V37H79ZM86 36H87V35H86ZM86 36H82V37H83V38H82L83 41H85V38L88 37V36H87V37H86ZM91 36H92V35H90V37H91ZM164 36H165V35H164ZM208 36H209V35H208ZM218 36H219V35H218ZM263 36H264V35H263ZM53 37H52V39L50 38L51 41H52V40H57V38H54V39H53ZM69 37H70V38H69ZM84 37H85V38H84ZM205 37H206V35H205ZM209 37L212 38L213 36L210 35ZM221 37H223V36H221ZM252 37H253V36H252ZM257 37H258V35H257ZM257 37H256L255 39H257L259 42H257V40L255 41V39H253V38H252V39H253L256 43H259V45H261V43H260L261 39H259V38H261V37H259V38H257ZM26 38H27V39H26ZM79 38H81V37H79ZM203 38H204V37L202 36V40L205 42V40H206L207 38H206V39L204 38L205 40H204ZM61 39H60V40H61ZM89 39H90V38L88 37V40H89ZM140 39H141V38H140ZM222 39H223V38H222ZM222 39H221V40H222ZM248 39H249V38H248ZM252 39H251V40H252ZM263 39H264V37H263ZM48 40H49V39H48ZM66 40H65V42H66ZM141 40H142V39H141ZM49 41H50V40H49ZM49 41H48V42L46 41V45L49 43V45H50V47H51V44H52V43H50L51 41H50V42H49ZM86 41H87V39H86ZM134 41H135V40L133 39L131 42H134ZM203 41H202V42H203ZM222 41H223V40H222ZM247 41H248V40H247ZM263 41H264V40H263ZM263 41H261V42H263ZM27 42H28L29 44H31V46H29V44H25V43H27ZM59 42H60V41H59ZM94 42H95V41H94ZM96 42H95V47H96V45H97ZM126 42H128V41H126ZM135 42H137L136 44H138V38H137V41H135ZM212 42H213V41H212ZM252 42H253V41H252ZM35 43H36V44H35ZM66 43H67V42H66ZM69 43H68V44H69ZM82 43H84V42H82ZM82 43H81V44H82ZM87 43H88V42H87ZM169 43H170V42H169ZM225 43H226V42H225ZM56 44H57V43H56ZM61 44H62V45H61V52H63V54H64V50H65V49H68L69 46H68V44H65V45L68 46V47L65 48V47L63 46V45H64L63 40H61ZM73 44H74V45H72L73 47L70 46V48H69L70 50H71L72 48H75V49H73V51L75 52V50H78V54H79V52H82V51L85 52V53L88 52V51H85V49H87L86 46L89 45V44H87V45H85V43L82 44V45H84L83 48L85 47L84 50H82V49H83V48L81 47L82 45L80 46L81 48H79V46L77 47L76 43H73ZM126 44H127V43H126ZM253 44L256 45V47L254 46L255 49L257 48V46H259L258 44H255V43H253ZM262 44H263V43H262ZM26 45L28 46V50L26 49L27 51H26V52H23L24 47L27 48ZM32 45H33V46H32ZM46 45L44 44V46L47 48ZM57 45L60 47L59 44H57ZM134 45H135V44H134ZM62 46H63L64 48H62ZM90 46H91V45H90ZM226 46H227V45H226ZM42 47H43V46H42ZM45 47H44L43 49H46ZM87 47H88V46H87ZM261 47H262V46H260V48H259V47H258V48L261 50ZM76 48H77V49H76ZM78 48H79V49H78ZM91 48H92V47H91ZM97 48H98V49H97ZM97 48L94 49V51H96V52H94L95 54H94V55H91L92 58H93V57H95V59L97 58L96 60H94V58H93L94 62H96V63H98V62L101 60V57H102V55H100V56H101V57L99 56L100 60H98L99 58H98V56H97V53H98V51L101 52V50H99V49H101V47L99 46V47H97ZM258 48H257V49H258ZM43 49H41V50H43ZM59 49H60V48H59ZM88 49H89V48H88ZM88 49H87V50H88ZM92 49H93V48H92ZM92 49H91V50H92ZM102 49H103V48H102ZM243 49H244V50L241 49L242 52L245 51V47H243ZM257 49H256V50H257ZM259 49H258V50H259ZM38 50H39V49H38ZM62 50H63V51H62ZM70 50H69V51H70ZM81 50H82V51H81ZM91 50H89L90 53H91ZM229 50H230V49H229ZM52 51H53V50H52ZM52 51H51V52H52ZM65 51H66L65 53H69V51H67V50H65ZM71 51H72V50H71ZM223 51H224V50H223ZM22 52H23V53H22ZM27 52H28V53H27ZM45 52L42 53L43 55L40 54L41 52L38 53V56H39V54H40V56H44V55H45ZM255 52H256V54H257L259 51H258V52L255 51ZM260 52L263 53V50L260 51ZM260 52L258 53L259 56H262V57L264 58V56H263L264 54H262V53H260ZM24 53H25V54H26V53L29 54L28 56H27V54H26V57H28L27 60H26V58H22V56H24V55H21V54H24ZM52 53H54V52H52ZM70 53H72V52H70ZM75 53H76V55H77V52H75ZM88 53H89V52H88ZM236 53H237V52H236ZM86 54H87V53H86ZM92 54H93V52H92ZM99 54H102V53H99ZM246 54H247V53H246ZM258 54H257V55H258ZM261 54H262V55H261ZM30 55H31V57H33V58H35V59H32V58L30 57ZM33 55H34V56H33ZM46 55H45V57H47ZM76 55L74 56V58H75L76 62L78 63V61L82 60V59H81L82 57L80 58V56H79V58H80V59H79ZM81 55H82V54H81ZM95 55H96L97 57H96ZM56 56H57V55H56ZM56 56H55L56 62H59V61H57L58 58H56ZM63 56H65V55H63ZM82 56H83L84 59H85V56H86V55H82ZM259 56H256V55H255V56H253V57H259ZM24 57H25V56H24ZM86 57H87V56H86ZM132 57H133V56H132ZM218 57H219V56H218ZM40 58H41V57H40ZM102 58H103V57H102ZM259 58H260V57H259ZM263 58H260V60L263 59ZM20 59H21V60H20ZM22 59H25V60H22ZM30 59H31V60H30ZM41 59H43V58H41ZM55 59H54V60H55ZM77 59H78V61H77ZM84 59H83V60H84ZM86 59H87V58H86ZM86 59L84 60L85 62H86V61H90V62L85 63V62H83V60H82V62L80 61V63H79V64L82 63V65L85 63L86 68H83L81 65L79 66V64H78V66H79L80 68H81V67L83 68V69H80V70H79V72L81 71V72H80L81 74L78 72L80 75H78L77 73H75V74H74L75 76L72 75L74 78H73L71 75H68V77L70 76V77H69V78H70V81H68L69 78L66 77V75H65L64 77H65V80H66V81H63V82H62V81L60 80V82L63 83L62 87H64V82H67V83H68V82L75 83V81H73L72 78H73L74 80H76V83L80 80V81H79L80 83H79V82H78V83H79L80 85L83 84V82L81 83V81L83 80V79H82V77H83V76H82V73H83V75H84V72H85L84 69H87V70L89 69V66H87V64L90 65V64H92V61H93V60L90 59V58H88V60H86ZM222 59H223V58H222ZM252 59H253V58H252ZM28 60H29V65H27L28 63H26V62H28ZM32 60H34V62H36L35 60H37L36 65H38V66H36V65H35L36 67L33 66L34 63L31 65ZM54 60H52V61H54ZM58 60H59V59H58ZM91 60H92V61H91ZM97 60H98V62H97ZM102 60H103V59H102ZM220 60H221V59H220V57H219V60H218V61H220ZM254 60H255V59H254ZM254 60H253V61H254ZM258 60H259V59H258ZM263 60H264V59H263ZM263 60H262V61H263ZM19 61H20V62H19ZM40 61H41V60H40ZM131 61H132V60H131ZM134 61H135V60H134ZM23 62H25L26 64H25V63L23 64ZM38 62H39V63H38ZM56 62H54V63H52V64L55 65ZM94 62H93V65H92V67H91V68H92L91 70H92L93 73H94L95 71H96V72L92 75L91 70H90V74L92 75V76H91V75L89 74V71H88L87 74H89L92 78L90 77L91 80H89V78H88L89 75H88V76H87L88 79H87V78H86V79L89 81V83H88L87 80L85 81V82H86L85 86L88 85L89 88H88L87 86H86V87H85V86H77V85H79L78 83H77V84H76V83L73 84V85L75 86V87L73 88V87H72L73 85L70 86L72 83H71V84L69 83V85L65 83L66 86H67V85L69 86V87L67 88V90H68V92H67L66 89H64V88L62 89V87H59V89L61 88L60 91L62 90V91H61L62 93H58V95H61V99H62V100L60 99V101H61L62 103L59 102V99H58L59 96L57 95V93H54V92H56V91L53 92L54 94H56V96H54V95H52V90L48 88L49 86H50V88H52V84H53V83H54V86L56 85L55 83L58 84L57 86H55V87L57 88V90H58V86H60L59 83L57 82L58 80L55 78L56 76L54 77V74H53L54 70H53V72H52V70H51L52 75H53L54 78L51 79V78H52V76H50L51 74H50V75L47 74V75H49V76L51 77V78H50V77L48 76V77H49V80H48V78H46L48 81H50V79H51V81H52L53 83H52V84H48V83H46V86H45L47 89H49V90L51 91V94H50L49 92H44V91H43L44 89H45V91H49V90H47V89L44 87L45 84L43 85V83H45V82L47 81V80H44L45 78L43 79L45 82H43V81L41 82V81H40V83H42V86H40V88H42V89L44 88V89L42 90V89H40L39 87L36 86V89H37L38 91H37V90H33V92L36 91L35 93H37V92L40 93L41 91H39V90H42L41 93L44 92L45 99H47V98H46L47 96L45 95L46 93L50 94V95L52 96V99H53V96L57 98L55 108H53V109H52L53 106L51 107V109H49V108H50V103H49V105L46 103L47 101H49V102L51 101L50 96H49L48 94H47V95L49 96V99H47L46 101H43V100H45L43 95H42V96H43V100H42V97L39 96V95L41 94V93H40L38 96H35L36 98L39 97V98H38V99H39V100H38L39 102H36V101H34V102L38 103L37 105H39V103H40V105H39L40 107H41V106H43V107H45V106H49V108H47V109H49V110H48L47 112H45V115H44L43 117L46 118V119H48V120H50V119L52 120V122L49 121V125H50L51 127H50V126H48V127H50V128L53 129V132H52V133H53V136L58 134V136L55 138V139H58V144H57L56 141L54 142V141L52 140V139H53V136L51 135V132H47V131L45 130V129H46V126H44V125H45V124H44L45 120H44V118L41 116V113H44L42 107L40 108L39 106L35 105L37 108H38V107L40 108V109L35 108L37 111H39L38 113H40L41 111H43V112H41V113L39 114V116H40L41 118L36 114V116H35V120H34V118L32 119V117H34V116H30V115H31L30 112H32L33 108L29 105L28 102H26V103H28L27 105H29V107H31V110H30L29 115H28V117H27V116H25V115H26L25 113L28 112L27 110L30 109V108H28V109L26 108L27 110L25 109L26 112H24L22 116L25 117V120H27V119L29 118V119H31V120H34V122H36V123H38V124H40V123H41V124H44V125H43V126H44L43 128H45V129H43L41 125H40L41 127H40L38 124H36V125H38L39 127L36 126L35 123H33V121H30V120H29L32 124H31L30 122H28V120L26 121V122L30 123V124L26 123V125L28 124V126H29V125H32V126H33V124H34V125L37 127L38 131H36V128H35V131L38 133V134H37L38 136H41V135L44 136L45 134H46V135L49 134L48 137H47L46 135H45V136H46L48 139H51V140L53 141V143H55L54 145H52L53 143H51L50 140H48L47 138L44 137L46 140H48L47 143H46V144H48V145H47V146H45L46 144L43 145L44 147L47 148V149H45V151H50V152H51V149H50V148H54V149L57 151V149H58V148L56 149V147H58L57 145H59L60 143L63 145V146L61 145V146H62V149H60V150L58 149L59 152H58V151H57V152H54L55 150L52 149V151H53V150H54V151L51 152V153H55V154H50L49 152H45V153H43L44 151L41 152L40 149H36V150H40L41 153H40V152H39V153H40L41 155H42V154L46 155V154L48 153V154L46 155L47 157H48V156H49V157H50V156L53 157V155H55V156H54V158H55V162H54V164H49V167H48V168L51 169V167H52V170H55V169H54L55 167H53V166H57L58 164L56 165L55 163H58V162H59V164H61V165L64 164V165H62V167H61V165H60V166L58 165L56 168L59 167L60 170H58L59 168L56 169V170H58V171L61 172V169L63 168V169H65V172H67V169H68V168H66V166H67V165H68V166L70 165V163H69L68 161L71 160V159H68V161H67V159H65V160H66V161H65L64 158H63V159L61 158V159L63 160V162H64V163H63V162H60L61 159L59 160L58 158H60V157H66V158H67V156H69V155H67V156H64V155H65V152H68L69 147H70V149H71V148H73V149L75 148V149H76V146H77V147H78L77 149H79V150H73V151H78V153L81 152V151H85L84 153L81 152L82 156L86 157L85 155H88V158L91 159V160L93 159V158H91L92 156H93V157L95 156V157L97 158V160H98V159H100L101 157H103V156L105 155V156H104L105 158H101V159H102V161H103V164H104V162H106V163H105L103 166L100 165V163L98 164L99 166L97 165V168L100 169V171H101V172H100V171L97 169V170H98V173H97V174H99V175H97V178H98V179L100 178L101 180L99 179V181H98V179H97L96 182H95V184L97 183V181H98V183H100V181H102L103 183H105V182L107 181V183H106V184H103V185L107 187V185H109L108 183H110L111 187H113L112 184H115V182H116L117 180H118V182H119V180H120V181H122V183H123V180H124L123 178H125V176L127 177V175L125 174L124 170H122V171L120 170L121 173L123 172L121 175H123V174H125V175H123V177H122V176L119 174L120 172H117V176L120 175V176H121V179H119L120 176H119L118 178L116 177V169L118 168V167L116 168V163H115L116 161H113V162L115 163V164H114V163L112 162V158H109V161L107 160V159H108V157L106 156V155H107V153H106L107 150H106L105 146H102V145L100 144L101 141H102V139H100V137H101L100 135H101V134L98 135L99 138L97 137V133L99 134L100 130H99V132H96V134L91 133L90 131H88V130H89V129H87V128H88V125H89V126H92V125H91L90 123H88V124L86 123V124H85V122H84L85 120H84V118H83V108H82V107H83V104L88 103V102H89V103L92 102V101H89V100L92 99V97L90 98V96L92 95V93H94V91L99 90V88H101V87H99L98 85L101 84L102 81H104L103 79H106V80H107V77H108V76L106 75V77L104 78V75H103L104 72H102V73H101V75H102V77H103V79H101L102 81L100 80L101 77L98 79L97 73H98V75H99V72H100L99 70H101V68H98L99 70H98V72H97L96 68L93 67V66H94ZM254 62H255V61H254ZM16 63H17V64H16ZM20 63H22L23 66H22V64H20ZM89 63H90V64H89ZM220 63H221V62H220ZM15 64H16V65H15ZM39 64H40L41 66H40ZM45 64H46V65H45ZM98 64H99V63H98ZM222 64H223V63H222ZM256 64H258V63H256ZM49 65H50V64H49ZM54 65H52V66H54ZM95 65H96L95 67L99 66V65H97V64H95ZM13 66H12V67H13ZM29 66H32V67H29ZM50 66H51V65H50ZM56 66H57V65H56ZM56 66H55V67H56ZM83 66H84V65H83ZM85 66H84V67H85ZM18 67H19V68H18ZM22 67H23V68H22ZM37 67L41 70V71L39 70V73H43V71H46V72H44V74H41V75L39 74V75H38V72H37L38 69H37ZM10 68H11V67H10ZM10 68H9V69H10ZM41 68H42V69H41ZM191 68H192V67H191ZM227 68H228V67H227ZM35 69H37V70H35ZM44 69H45V70H44ZM180 69H181V68H180ZM7 70H8V69H7ZM83 70H84V71H83ZM94 70H95V71H94ZM181 70H184V72H187V70L185 71L184 68H182ZM208 70H209V69H208ZM208 70H207V71H208ZM3 71H5V70H3ZM16 71H17V70H16ZM22 71H23V70H22ZM27 71H28V73H26ZM34 71H35L36 73H34ZM48 71L50 72V70H48ZM82 71H83V72H82ZM101 71H102V70H101ZM203 71H204V70H203ZM228 71H229V70H228ZM228 71L226 70V72H228ZM1 72H2V71H1ZM5 72H6V71H5ZM179 72H180V71H179ZM179 72H178V73H179ZM184 72L182 71V72H180V73L182 74V73H184ZM192 72H193V71L191 70V72L189 71L188 73L192 74ZM197 72H198V73H200V72L202 73V71H195V73H197ZM212 72H213V70H212ZM214 72H215V71H214ZM241 72H242V71H241ZM246 72H247V71H246ZM47 73H48V72H47ZM201 73L198 74V75H192V76H190V74H188V75L183 74V75H182V79H183V81H184V78H183L184 75L187 76L186 79L188 78V80H189V81H188L189 85H187V86H188V90H189L190 92H189V91H188V92H189L190 94L193 92V93L197 94V96H198V94H199V99H200V98H203L202 96H204V95L206 96L207 94H210V93L212 94V92H213V90H214V96H215L216 98H217V97L220 98V97H221V96H220V95H221L220 93H222V91L219 92V90H221V88H222V87H220V86H223L225 83H229L230 81H228V82L226 81V82L222 85V82H224V81H222V80L219 78L220 81H222V82H221L220 84H218L219 81H218V83H217V82L214 83V84H217V85H218V86L215 85V86H217V87L215 88L214 84H210V83H211V82H210V80H211L210 77H211V76H212V77H213V76H218V77L220 76L221 78H222V77L225 78V74H224L223 72H220V71L217 73L218 75H216L215 73H214V74H210V75L208 76V77L210 78V80H209V81H206V78H207V80H208V77H207L208 74L206 75V73H205V75H206V78H205V77H203V76H205V75H202V74H204V73H202V74H201ZM221 73H223L224 76H221V75H222ZM229 73H230V72H229ZM237 73H238V72H237ZM20 74H21V75H20ZM32 74H33V75H32ZM55 74L57 75V73H55ZM58 74H59V72H58ZM76 74H77V75H76ZM114 74H115V73H114ZM181 74H180V76H181ZM219 74H220V75H219ZM227 74H228V73H227ZM7 75L4 76V78L7 77ZM12 75H13V73H12ZM22 75H23V76H22ZM59 75H62V74H59ZM95 75H96V77H95ZM101 75H100V76H101ZM13 76H14V75H13ZM77 76H80V78H79V77L77 78ZM234 76H235V75H234ZM45 77H46V75H45ZM60 77L63 78V76H59V79H60ZM75 77H76V78H75ZM93 77H95V78H93ZM111 77H112V76H111ZM111 77L109 76L108 79H110ZM218 77H217L216 80H219ZM246 77H247V76H246ZM27 78H28V77H27ZM27 78H26V79H27ZM57 78H58V77H57ZM161 78H162V77H161ZM177 78H179V75L177 76ZM239 78H240V77H239ZM23 79H24V78H23ZM26 79L24 80L25 82L28 81V79H27V80H26ZM63 79H64V78H63ZM245 79H246V78H245ZM251 79H252V78H251ZM14 80H15V81H14ZM30 80H29V81H30ZM37 80H36V81H37ZM56 80H57V81H56ZM110 80H112V78H111ZM179 80H181V79H179ZM224 80H225V79H224ZM228 80H230V79H228ZM255 80H256V79H255ZM11 81H12V82H11ZM31 81H30V82H31ZM36 81H35L34 83L37 84ZM48 81H47V82H48ZM54 81H55V82H54ZM212 81L215 82V80H213V79H212ZM238 81H239V80H238ZM257 81H258V80H257ZM9 82H10V83H9ZM16 82H17V83H16ZM22 82H23V81H22ZM30 82H29V84H31L32 87H30V85L27 84L28 82H27L26 84H27L28 88H32V89H33V86H34L33 84H34V83L32 84V83H30ZM32 82H33V81H32ZM90 82H91V83H90ZM104 82H105V81H104ZM133 82H135L134 79H133ZM133 82H132V84H133ZM136 82H138V81H136ZM136 82H135V83H136ZM213 82H212V83H213ZM249 82H251V80H249ZM4 83L6 84V82H4ZM50 83H51V82H50ZM62 83H61V84H62ZM184 83H186V82L184 81ZM36 84H35V85H36ZM38 84H39V83H38ZM38 84H37V85H38ZM137 84H139V82H138ZM140 84H141V83H140ZM182 84H183V83H182ZM186 84H187V83H186ZM186 84H185V85H186ZM244 84H245V83H244ZM247 84H248V83H247ZM10 85H11V84H10ZM39 85H41V84H39ZM48 85H49V86H48ZM83 85H84V84H83ZM133 85H134V84H133ZM183 85H184V84H183ZM219 85H220V86H219ZM251 85H252V84H251ZM262 85H263V84H262ZM47 86H48V87H47ZM54 86H53V87H54ZM66 86H65V87H66ZM90 86H91L93 89H91ZM104 86H107V85H104ZM104 86H102V87H104ZM108 86H109V85H108ZM108 86H107V87H108ZM135 86H136L137 88H136ZM140 86H141V85H139V87H140ZM187 86H185V87L187 88ZM213 86H214V87H213ZM227 86H228V85H227ZM242 86H243V85H242ZM255 86H256V85H255ZM263 86H264V85H263ZM70 87H71L72 89H70ZM76 87H77V88H76ZM98 87H99V88H98ZM109 87H110V86H109ZM133 87H135L134 90H137V89H138L139 91H142V90H143V89L140 90V88H139L138 85H136V84H135ZM218 87H219L220 89H219ZM231 87H233V86H231ZM14 88H15V87H14ZM16 88H17V87H16ZM34 88H35V86H34ZM38 88H39V89H38ZM214 88H215V89H214ZM227 88H228V87H227ZM254 88H256V87H254ZM261 88H262V87H261ZM54 89H55V88H54ZM90 89L93 90V92L90 91ZM103 89H104V88H103ZM159 89H160V88H158L157 91H159ZM217 89H219L218 92L216 91ZM225 89H226V88H225ZM241 89H242V88H241ZM263 89H264V88H263ZM263 89H259V91H260V90L263 91ZM63 90H65V91H63ZM138 90H137V91H138ZM162 90H163V89H161V91H162ZM58 91H59V90H58ZM100 91H101V89H100ZM157 91H156V94H157ZM161 91H160V93H161ZM163 91H164V90H163ZM215 91L219 94V96H218V95H217V96L215 95V93H216ZM224 91H225V90H224ZM63 92L65 93L64 95L67 94L68 97H70V98L67 97V98H66L67 100H65V99H64L65 96H62ZM133 92H134V91H133ZM186 92H187V91H186ZM245 92H246V91H245ZM256 92H257V91H256ZM260 92H261V91H260ZM260 92H259V93H260ZM96 93L99 94L100 92H99V93L96 92ZM96 93H94V94L92 95V96H93V100H95V97L97 96V95L95 96ZM160 93H158V94H160ZM163 93H164V92H163ZM172 93H173V92H172ZM174 93H175V92H174ZM166 94H167V93H166ZM166 94H164V96H163L164 98L162 99V100H164V101H165V96H166ZM224 94H225V93H224ZM261 94H262V92H261ZM67 95H66V96H67ZM69 95H70V96H69ZM200 95H201V97H200ZM255 95H256V94H255ZM257 95H258V94H257ZM259 95H260V94H259ZM259 95H258V96H259ZM57 96H58V97H57ZM94 96H95V97H94ZM167 96H168V95H167ZM182 96H183V94H182ZM205 96H204V97H205ZM208 96H209V95H208ZM212 96H213V95H211V96H209V97L212 98ZM253 96H254V95H253ZM35 97H32V99H34ZM179 97H180V96H179ZM209 97H207V98L210 99ZM89 98H90V99H89ZM97 98H98V96H97ZM110 98H111V97H110ZM166 98H167V97H166ZM180 98H182V97H180ZM183 98H184V97H183ZM191 98H192V99H193V98L195 99L196 96H195V97L192 96ZM40 99H41V102H42V101L44 102V103L42 102L43 104H47V105H43V104L40 102ZM63 99H64V100H63ZM69 99L71 100V103L68 102ZM78 99H79V100H78ZM87 99H89V100H87ZM167 99H168V98H167ZM173 99H174V97H173ZM194 99H193V100H194ZM196 99H198V97H197ZM196 99H195V100H196ZM199 99H198V100H199ZM256 99L258 100V98L255 97V100H256ZM70 100H69V101H70ZM77 100H78V101H77ZM85 100H87L88 102H85ZM99 100H100V99H99ZM135 100H136V98H135ZM154 100H155V99H154ZM180 100H181V99H180ZM195 100H194L195 104H196V102H197L196 105H198L200 108H202V107H201V105H199V104H204V103L206 104V102H207L205 99H201V100H200L201 103H200L198 100H196V101H195ZM260 100H262V99H260ZM28 101H29V100H28ZM32 101H33V100H32ZM57 101H58V102H57ZM96 101H97V99H96ZM96 101H94V102H96ZM172 101H173V100H172ZM183 101H184V100H183ZM183 101H182V102H183ZM262 101H263V100H262ZM30 102H31V100H30ZM51 102H52L51 105H53V103L55 104V101H54V100L51 101ZM94 102H92V105H93V106H94V104H95ZM184 102H186V101H184ZM184 102H183V103H184ZM198 102H199V103H198ZM202 102H203V103H202ZM257 102H260V101H257ZM31 103H32V102H31ZM58 103H59V106H61V108H60L59 106L57 107ZM93 103H94V104H93ZM152 103H153V102H152ZM158 103H160V102H158ZM164 103H165V102H164ZM170 103H172V102H170ZM33 104H35V103H33ZM33 104H32V106H33ZM96 104H97V103H96ZM98 104H99V105H95V107H94L96 110L98 109V106H100V103H98ZM155 104H156V103H155ZM165 104H166V103H165ZM184 104L186 105V103H184ZM205 104H204V107H203V108H206V107H207L208 102H207L206 106H205ZM253 104H254V103H253ZM256 104H257V103H256ZM260 104H261V103H260ZM260 104L258 103V105H260ZM25 105H26V104H24V106H25ZM27 105H26V106H27ZM81 105H82V106H81ZM152 105H153V104H152ZM169 105H170V104H169ZM35 106H34V107H35ZM87 106H89V105H87ZM156 106H157V105H156ZM189 106H190V105H189ZM260 106H261V105H260ZM96 107H97V108H96ZM164 107H165V106H164ZM208 107H209V106H208ZM256 107H257V106H256ZM24 108H25V107H24ZM56 108H57V109H56ZM58 108H59V109H58ZM259 108H260V107H259ZM41 109H42V110H41ZM99 109H100V107H99ZM99 109H98V110H99ZM166 109H167V107H166ZM166 109H165V110H166ZM185 109H186V108H185ZM185 109L183 108L184 111H185ZM40 110H41V111H40ZM45 110H46V108H45ZM98 110L96 111L97 114H98V112H101L100 110H99V111H98ZM158 110H159V109H158ZM183 110H182V111H183ZM33 111H34V110H33ZM190 111H192V109H191ZM263 111H264V110H263ZM158 112H159V111H158ZM213 112H215V110H213ZM34 113H37V112H34ZM166 113H167V112H166ZM168 113H169V112H168ZM184 113H185V112H184ZM186 113H187V112H186ZM24 114H25V115H24ZM27 114H28V113H27ZM94 114H95V113H94ZM211 114H213V113H211ZM214 114H216V113H214ZM214 114H213L212 116L215 117ZM42 115H43V114H42ZM29 116H30V117H29ZM188 116H189V115H188ZM216 116H217V115H216ZM144 117H145V116H144ZM36 118H37V119H36ZM38 118H40V119H38ZM97 118L99 119V117H97ZM23 119H24V118H23ZM98 119H97V120H98ZM127 119H128V118H127ZM130 119H131V117H130ZM130 119H128V120H130ZM37 120H38V121H37ZM40 120H41V121L44 120V121L41 122ZM132 120H135V119L132 118ZM132 120H131L130 122L127 121V122L129 123V125L132 124V123H131V122H133ZM146 120H147V119H146ZM98 121H99V120H98ZM144 121H145V120H144ZM185 121H186V120H185ZM193 121H195V120H193ZM53 122H54L55 126H53L54 124H53V125L50 124V123H53ZM127 122H126L125 127H127V125H128ZM188 122H189V121H188ZM195 122H196V121H195ZM45 123H47V122H45ZM98 123H99V122H98ZM130 123H131V124H130ZM137 123H139V124H137ZM137 123H136V120H135V125H139V127H141V126H140V122L138 121ZM47 124H48V123H47ZM56 125H57L58 127H57ZM101 125H102V123H100V126H101ZM109 125H110V124H109ZM129 125H128V129H129V127H134V128H135V126H133V125H134V122H133L132 126H129ZM186 125H187V123H186ZM189 125H190V124H189ZM35 126H33V128H34ZM98 126H99V125H98ZM100 126H99V127H100ZM205 126H206V125H205ZM29 127H30V126H29ZM53 127H55V128H53ZM92 127H93L94 129H96V128H97V124L93 125ZM101 127H102V126H101ZM203 127H204V126H203ZM39 128H40V129H39ZM41 128H42V129H41ZM58 128H59V130H60V129L63 130L62 133H65V134H63L64 136L59 134V133H61V132L55 134V132H57V131H59V130H56V131H55L54 129H58ZM134 128H133V129H134ZM97 129H98V128H97ZM104 129H105V128H104ZM120 129H121V128H120ZM131 129H132V128H130V130H131ZM138 129H140V128H138ZM33 130H34V129H33ZM40 130H41V131H40ZM42 130H45L46 133L43 131V132L45 133V134H43V133H42ZM126 130H127V128H126ZM130 130H129V131H130ZM134 130L137 131V128H135ZM134 130H131V131L134 132ZM39 131H40V133H39ZM60 131H61V130H60ZM96 131H97V130H96ZM108 131H109V129H108ZM123 131H125V130H123ZM138 131H139V130H138ZM112 132H113V131H112ZM112 132H110V133H112ZM41 133H42V134H41ZM113 133H114V132H113ZM113 133H112V134H113ZM122 133H123V132H121V134L119 133V135H122L121 138L119 137V135H118L117 133H115V134L113 135L114 138H115V136H116V137L118 136V138H115V139L118 140V141L116 140L117 142L121 141V142H120L121 144H119V145H122V148L125 147L126 145L129 146V145L131 144V142H132L131 140H134V141H133V144H134V142H135L136 144H134V145H135V147H137L136 145H138V144H137L136 140H137V138H138V141H140V142H138V143H140L139 145H141V149H144V150H145L144 146L142 147V145H143V141H142V140H144V139H141V138H140L141 136L139 137V135H140L141 133L139 134V132H137V133L135 132L136 135H134V136H135V137L137 136V137L135 138V137L133 136L134 139L131 137V136L133 135L132 133H131L132 135L128 137L129 139H127V138L125 137V136H127L126 133H129L128 135H130V132H128V130L125 131V133H123V134H122ZM135 133H134V134H135ZM116 134H117V135H116ZM125 134H126V135H125ZM137 134H138V135H137ZM50 135H51V136H50ZM60 136H63V137L61 138ZM41 137H42V136H41ZM49 137H52V138H49ZM54 137H55V136H54ZM58 137H59V138H58ZM64 137H65V138H64ZM122 137H123V138H122ZM124 137H125V139H124ZM130 137H131L132 139H130ZM44 138H41L40 140H44ZM60 138H61L62 140H63V138H64V139H65L64 141H66V139L70 140V138H71L72 141H74L75 143H73L72 141H70V142H72L74 145L72 146V145H71L72 143H71L70 146L68 145V146H69V147H68V146H65V142H64V144H63L62 142H60ZM101 138H102V137H101ZM114 138H113V139H114ZM142 138H143V137H142ZM146 138H147V137H146ZM36 139H38V138H36ZM46 140H44V141H42V142H46ZM99 140H100V141H99ZM125 140H126L127 143L125 142ZM128 140H130V141H128ZM170 140L173 141L174 139H169V142L167 143L168 146H169V145L171 146V144H173V142L171 143ZM113 141H115V140H113ZM116 141H115V142H116ZM141 141H142V143H141ZM146 141H147V140H145V142H146ZM42 142H40V143H42ZM59 142H60V143H59ZM99 142H100V143H99ZM103 142H104V141H103ZM115 142H114V143H115ZM128 142H129V143H128ZM166 142H167V141H165V143H166ZM174 142H175V140H174ZM49 143H50L53 147H52ZM169 143H171V144H169ZM43 144H44V143H43ZM56 144H57V145H56ZM67 144H69V141H68V143H66V145H67ZM75 144H76V146H75ZM133 144H132V145H133ZM103 145H104V144H103ZM124 145H125V146H124ZM132 145H131V146H132ZM139 145H138V146H139ZM164 145H165V144H164ZM49 146H51V147H49ZM54 146H56V147H54ZM59 146H60V145H59ZM64 146H65V147H64ZM128 146L125 147V148L128 149V148L130 147V146H129V147H128ZM165 146H166V145H165ZM168 146H167V148H168ZM170 146H169V147H170ZM33 147H34V146H33ZM48 147H49V148H48ZM67 147H68V149H66ZM173 147H174V144H173ZM173 147H171V148L173 149ZM36 148H37V147H36ZM59 148H60V147H59ZM63 148H64V149H63ZM117 148H118V147H117ZM122 148L120 149V151H122V150L124 151L125 148H124V149H122ZM49 149H50V150H49ZM70 149H69V150H70ZM172 149H171V150H172ZM42 150H43V149H42ZM63 150H65L64 153L61 152V151H63ZM144 150H142V151H144ZM164 150L166 151V148H165ZM169 150H170V149H169ZM171 150H170V151H171ZM32 151H33V152H32ZM32 151H31L32 153H31L30 155L33 157V153H35V152H34V150H32ZM70 151L73 152L72 149H71ZM123 151H122V152H123ZM125 151H126V150H125ZM151 151H152V150H151ZM165 151H164V152H165ZM89 152H90V153H89ZM167 152L169 153L168 149H167ZM167 152H165L164 154H166ZM29 153H30V152H29ZM57 153H58V154H57ZM69 153H70V152H69ZM73 153H74V152H73ZM88 153L91 154V155L89 156ZM126 153H127V152H126ZM143 153H145V154L147 155V152H146V151L143 152ZM0 154H1V153H0ZM37 154H38V151H37V153L34 155V157H35ZM40 154H38V155H40ZM49 154H50V155H49ZM60 154H61V156H60ZM70 154H72V153H70ZM74 154H76V152H75ZM81 154H80V155H81ZM84 154H85V155H84ZM123 154H124V157H125V153H124V152H123ZM145 154L142 155V157H144ZM151 154H152V153H151ZM44 155H42V156H44ZM58 155H59L60 157L56 158ZM108 155H110V154H108ZM71 156H72V155H71ZM73 156H74V155H73ZM77 156L79 157V154H76V159H77L78 161H80V164L78 163V167H80L79 165H81V163H82L81 167H83V163H84V162H82V161H84V160L81 161V159H79L80 157L78 158ZM47 157H46V158L44 157V158L47 159V160H49L50 158H49V157L47 158ZM74 157H75V156H74ZM84 157H83V158H84ZM95 157H94V158H95ZM109 157H110V156H109ZM232 157H233V156H232ZM242 157H243V156H242ZM68 158H70V157H68ZM81 158H82V157H81ZM145 158H147V157H145ZM230 158H231V157H230ZM52 159H53V158H51V161H52ZM57 159L59 160L58 162H56ZM72 159H73V158H72ZM76 159H75V160H76ZM89 159L85 158V161L88 160V161H87V163H88V162L90 161ZM242 159H243V158H242ZM62 160H61V161H62ZM97 160H96V161H93V162H94V163H97ZM231 160H233V159L231 158L230 161H231ZM53 161H54V160H53ZM110 161H111V162H110ZM130 161H131V160H130ZM230 161H229V163L232 162V161H231V162H230ZM233 161L235 162L236 160L234 159ZM243 161H244V160H243ZM49 162H50V160H49ZM65 162H66V164H65ZM109 162H110V163H109ZM227 162H228V161H227ZM244 162H245V161H244ZM247 162H249V164H250L251 161H248V159L246 160V164L248 165ZM50 163H52V162H50ZM67 163H69V164H67ZM85 163H86V162H85ZM242 163H243V162H242ZM71 164H72V163H71ZM101 164H102V163H101ZM113 164H114L115 166H114ZM234 164H235V163H234ZM234 164L232 163V165L230 164V166L232 167V166H234ZM237 164L240 165V163H237ZM246 164H245V166L247 167ZM252 164H254V163H251V164H250V165H251V166H250V167H251V172H252V169L255 171V169H254V165L252 166ZM65 165H66V166H65ZM85 165H86V164H84V167H85ZM118 165H119V164H118ZM235 165H236V164H235ZM241 165H242V164H241ZM68 166H67V167H68ZM71 166H72V165H71ZM71 166H70V167H71ZM245 166L242 165L241 168H244ZM248 166H249V165H248ZM3 167H4V166H3ZM16 167H20V165H18V163H17ZM16 167H15V168H16ZM70 167H69V169L72 170V171H71L72 174L69 173L70 171H68L66 174H68V173H69V175L71 174L70 177H71L72 179H73V177H76V178H77L76 181H77L81 174H80V173H79L80 175L78 174L79 177H78V175L73 176V170H74V167H71V168H70ZM81 167H80V168H81ZM90 167H91V168H90L89 170L87 169L86 172H87V173H91V171H92L93 174H92V173H91L92 175H90V174L88 175V174H87V175H88V178H86L87 175L84 176V173L86 174V172H85V171L83 172V170H82V172H83V175H82V176H83V177H82V176H81V177L84 178V179H82V178L80 177L79 180H78L79 182H80V179H81V181H82V180H83V181L85 180L87 183H88V181H91V182L94 181V179L96 178V177H94V174H95V172H96L95 169H94V168H95V165L93 166V164H92ZM99 167H100V168H99ZM112 167H115V171H114V169H113ZM234 167H236V166H234ZM237 167H238V166H237ZM237 167L235 168V170L237 169ZM250 167H248V168H250ZM257 167H258V166H257ZM72 168H73V169H72ZM75 168H77V167L75 166ZM92 168H93L94 170H91ZM102 168H103V169H102ZM120 168L122 169L121 166H120ZM120 168H119V169H120ZM238 168H240V166H239ZM241 168H240L239 170H242ZM45 169L47 170V168H45ZM245 169H247V168H244V169L242 170V173H241V174H243V172H244V174H243L244 176L246 175V174H245V172H246ZM257 169H258V168H257ZM257 169H256V170H257ZM14 170H18V168H17V169H14ZM14 170H13V171H14ZM102 170H103V171H102ZM117 170H118V169H117ZM58 171H56V172L58 173ZM62 171H64V170H62ZM75 171H76V170H75ZM78 171H79V170H78ZM88 171H89V172H88ZM247 171L250 172V169H249V170L247 169ZM257 171H258V170H257ZM257 171H256V172H257ZM15 172H16V174H14V175H17V174L19 173L18 171H15ZM17 172H18V173H17ZM60 172H59V173H60ZM99 172H100V173H99ZM139 172H140V171H139ZM238 172H241V171H238ZM248 172H246V173H248ZM261 172H262V171H261ZM13 173H14V172H13ZM59 173H58V174H59ZM148 173L152 174L151 172L148 171V172L146 173V175H147ZM234 173H235V171H234ZM234 173L232 172V173L230 174V178H231V175H232V174L234 175ZM46 174H47V172H46ZM58 174H57V176H58L59 178L62 177L63 175H65V174H63V173H60L61 175L59 174V175H60V176H59ZM62 174H63V175H62ZM150 174H148V175H150ZM241 174H240V176H241ZM251 174H252V173H251ZM251 174H248V175L250 176ZM258 174H259V176H257V179H258V180H257V179H256L257 181L254 180V181H256V182H255L254 184L251 185V187L254 188V190H255V187L258 188V193H255L254 190H253V192H252V191H251V192H252V194L254 193L255 196L259 194V196H256V197H257V198L259 197L260 200H259V198H258V199L256 198V199L259 200V201L263 200L262 202H264V183L260 181L261 178H262V175L260 176V173H258ZM261 174H262V173H261ZM12 175H13V174H12ZM14 175L12 176V178H14ZM47 175H48V174H47ZM52 175H54V174H52ZM142 175H143V174H142ZM142 175H141V176H142ZM146 175H143L142 177H143V178H146V177H144V176H146ZM243 175H242V176H243ZM252 175H255V173H253ZM252 175H251V176H252ZM263 175H264V174H263ZM67 176H68V175H65L66 179H65V177H62V178H63V183H64V182H65V183H68V182H69V181L67 180ZM72 176H73V177H72ZM91 176H92V177H91ZM246 176H247V175H246ZM93 177H94V178H93ZM134 177H135V175H134ZM236 177H237V175H236ZM238 177H239V175H238ZM238 177H237V179H238V181H239V178H238ZM260 177H261V178H260ZM62 178H61V179H62ZM89 178H92L93 180H92V179L89 180ZM130 178H131V177H130ZM135 178H136V177H135ZM147 178L149 179V177H147ZM253 178H254V177H253ZM259 178H260V180H259ZM72 179H70V180H72ZM102 179H103V180H102ZM107 179H108L110 182H108ZM231 179H232V178H231ZM237 179H236V180H237ZM240 179L243 180L244 177H243V178H240ZM247 179H249V177L246 178L245 180H247ZM250 179H251V177H250ZM263 179H264V178H263ZM64 180H66V181H64ZM104 180H106V181H104ZM152 180H154V179H152ZM152 180H150V182H152ZM232 180H233V179H232ZM27 181H28V180H27ZM67 181H68V182H67ZM83 181L80 182V183L83 184ZM85 181H84V182H85ZM154 181L157 182V179H155ZM243 181H244V180H243ZM243 181H241V183H242ZM254 181L252 180V182H254ZM71 182H72V181H71ZM71 182H70V183H71ZM73 182H75V178H74V181H73ZM111 182H112V184H111ZM113 182H114V183H113ZM118 182H117V184H115V185H117V186H115V187H118V185L120 184V182H119V183H118ZM125 182H126V181H125ZM20 183H21V182H20ZM23 183H24V181H23ZM55 183H56V182H55ZM65 183H64V184H65ZM77 183H78V182H77ZM80 183H78V184H80ZM92 183H93V182H92ZM92 183H90V186H91ZM122 183L120 184L119 187L122 186ZM129 183H130V184H129ZM131 183H133V182H129V181H127V183H125L126 185H125V184H124V185H125V187H126L128 184L131 185ZM135 183H136V182H134L133 184H135ZM138 183H139V184H138ZM153 183H154V182H152V185H153ZM245 183H246V182H245ZM247 183H248V182H247ZM249 183H250V182H249ZM24 184H25V183H24ZM24 184H22V185H24ZM45 184H46V183H45ZM50 184H52V183H50ZM82 184H81V185H82ZM84 184H85V183H84ZM93 184H94V183H93ZM93 184H92V185H93ZM137 184H138V186H140V187L142 186V185L140 184L139 181H137ZM154 184H155V183H154ZM237 184H239V183H237ZM81 185H77V184H75L76 187L78 186V187H77L78 189L80 188ZM110 185L108 186L109 189H110ZM129 185H128V189H129V187H132V186H133V189H132V188H130V189L133 190V192H134V190H135V193L138 191L137 189H135V188H138V187H136V186H137L136 184H135V185H136L135 188H134V185H132V186H129ZM244 185H245V184H244ZM0 186H1V181H0ZM65 186H66V185H65ZM82 186H84V188H83V189H84L83 192L85 191L83 195L87 196L86 193H87V194H88V193H93V189H92L91 192H90V190L88 189V188H91L92 186H91V187H88V185H87V187H86L85 185H82ZM82 186H81V187H82ZM98 186H99V184H98ZM230 186H232V185H230ZM241 186H242V185H241ZM241 186H239V187L242 189V191H243V189L245 190V188H246V190H247L246 192H248V188H250V184H249L248 186H246V187H243V188H242ZM253 186H254V187H253ZM1 187H2V186H1ZM18 187H19V184H18ZM20 187H21V186H20ZM94 187H95V186H94ZM94 187H93V188H94ZM96 187H97V184H96ZM96 187H95V189L98 188V187H97V188H96ZM101 187H102V186H101V183H100L99 188H101ZM106 187H105V189H106ZM119 187L117 188L118 190L120 189ZM122 187H123V186H122ZM122 187H121V188H122ZM235 187H237V186L235 185ZM86 188H87V189H86ZM103 188H104V187H103ZM103 188H101V190H103ZM252 188H251L250 190H252ZM80 189H81V188H80ZM85 189H86V190H85ZM105 189H104V190H105ZM109 189H108V190H109ZM111 189H112V188H111ZM111 189H110V191L112 192V194L115 195V194L118 193V190H116L115 188H114V189L116 190V193L113 192L114 189H113V190H111ZM126 189H127V187H126ZM126 189H125V191L127 192V194L130 193V192L133 194L132 191L129 192L130 189H129V190H126ZM236 189H237V188H236ZM241 189H240V190H241ZM0 190H1V189H0ZM87 190H89V191L87 192ZM106 190H107V189H106ZM196 190L198 191V189H196ZM238 190H239V188H238ZM238 190H237V191H238ZM240 190H239V191H240ZM25 191H26V189H25ZM52 191H53V190H52ZM98 191H99V190H98ZM197 191H196V192H197ZM242 191H241V194L243 193ZM255 191L257 192V190H255ZM30 192H31V191H30ZM30 192H28V193L25 192V197H27V196H26V193H27L28 195H30V194H31ZM80 192H81V190H80ZM80 192H79V190H78L77 193L79 194ZM83 192H81L79 195H81ZM94 192H95V190H94ZM96 192H97V190H96ZM96 192H95V193H96ZM99 192H100V191H99ZM99 192L96 193V194H99ZM102 192H103V191H102ZM102 192H100V193H102ZM108 192H109V191H107V192H105V193H106V196L109 197V195H110L111 193H108ZM199 192H200V191H198V194H199ZM233 192H234V191H233ZM2 193H3V191H2V192L0 191V194H2ZM95 193H94V194H95ZM105 193H104V194H105ZM135 193L133 194L134 196H135ZM137 193H138V192H137ZM137 193H136V195H137ZM96 194H95V196L91 194V197H89V196H88V197H89V198H94V197L96 198V197L98 196V195L96 196ZM102 194H103V193H102ZM107 194H108V195H107ZM138 194H139V193H138ZM236 194L238 195V192H236ZM247 194L250 195V191H249ZM252 194H251V195H252ZM79 195H77V197H79ZM88 195H90V194H88ZM130 195H131V194H130ZM242 195H243V194H242ZM242 195H241V196H242ZM244 195H246V194H244ZM249 195H248V197H251V195H250V196H249ZM30 196H32V194H31ZM85 196H84V197H85ZM110 196H111V197H109L110 199H111L112 197H114L113 199H115V200L117 199V195H116V196L110 195ZM137 196H138V195H137ZM139 196H140V195H139ZM239 196H240V195H239ZM239 196H238V198H239ZM28 197H29V196H28ZM77 197H76V198H77ZM80 197L82 198L83 196H80ZM80 197H79V199H80ZM108 197H107V198H108ZM115 197H116V198H115ZM245 197H247V195L243 197V200H241V201H243V202H242L243 204L248 203V202H245V201H248V200L250 199V198L248 199V197H247V200H245V199H246ZM252 197H253V196H252ZM252 197H251V199H252ZM89 198H88V199H89ZM109 198H108V200L110 201ZM136 198H140V197H136ZM244 198H245V199H244ZM28 199H33V198L29 197ZM79 199L77 198V200H78L77 202H78V204H81V203H82L81 200L85 202V200L87 199V197H85L84 200H83V198H82V199L80 200L81 203L79 202ZM120 199H121V198H119V196H118V200H120ZM91 200H92V202L94 203L93 199H91ZM95 200H97V199H95ZM231 200H232V199H231ZM231 200H230V201H231ZM89 201H90V200H88V203H86V204H83V203H82V205L80 206V207H84V208H86L85 206H87L89 210H85L86 212H88V211H89V212L93 211V208L90 206V205H92V204H91V201H90V202H89ZM112 201H113V200H111V204H112V205H115V203L113 204ZM116 201H117V200H116ZM116 201H115V202H116ZM121 201H122V200H121ZM121 201H117V202H118V203H119V202L122 203ZM236 201H237V199H236ZM236 201H235V202H236ZM117 202H116V203H117ZM249 202H250V200H249ZM120 203H119V204H120ZM233 203H234V202H233ZM238 203H239V202H238ZM240 203H241V202H240ZM240 203H239V204H240ZM250 203L253 204L252 202H250ZM250 203H248V204H250ZM259 203H260V202H259ZM87 204H88V205H87ZM123 204H124V207L126 206L127 208H130V204H129V203H123ZM231 204H232V203H231ZM248 204H247V205H248ZM260 204H262V203H260ZM263 204H264V203H263ZM263 204H262V205H263ZM83 205H84V206H83ZM117 205H118V204H117ZM117 205H116L115 207H117ZM127 205H128V206H127ZM262 205H261V206H262ZM89 206H90V207H89ZM120 206H121V205H120ZM120 206H118V207H120ZM131 206H132V205H131ZM159 206H160V205H159ZM233 206H234V208H237V207H235L236 204H234ZM238 206H239V205H238ZM245 206H246V205H245ZM252 206H253V205H252ZM252 206H251V205H248L245 209L238 207L239 210H244V212H242V215H243V213H245V215L247 216V218H246V217L243 215V217L246 218V220H245V219H243V220H245V222L248 223V224H249V223H253V222L257 223L256 225H258V224H263V223H264V207H261V208H260L261 211L259 210V211H260V212H259L258 210H254V208H253ZM118 207H117V208H118ZM90 208H91L92 210H91ZM117 208H116V209H117ZM121 208H123V206H122ZM234 208H233V209H234ZM238 208H237V209H238ZM82 209H83V208H82ZM86 209H87V208H86ZM123 209L126 210V208H123ZM123 209H120V210L123 211ZM237 209H236V210H237ZM258 209H259V208H258ZM118 210H119V209H118ZM234 211H235V209H234ZM237 211H238V210H237ZM236 213H237V214H236ZM238 213H239V211H238V212H235L236 216H239ZM240 218H241V217H240ZM6 219L8 220V218H6ZM13 219H14V218H13ZM9 220H10V219H9ZM9 220H8V221L5 220L6 222H4V221L2 220V222H3L4 224L7 223V225H8V224H10V221H9ZM221 222H222V221H221ZM3 223H2V224H3ZM219 223H220V222H219ZM255 223H254V224H255ZM4 224H3V227H6V228H7V225L4 226ZM15 224L17 225V222H15L14 225H13V224H11V225L15 227ZM235 224H236V223H235ZM248 224L246 225V226H247L246 231H247L248 227L253 228V226H248ZM11 225H10V229H11V231H9V233L11 232V235H13L12 233H15V232H13V231H14L13 229H16V227H15V228H11V227H12ZM222 225H223V223H222ZM222 225H221V226H222ZM17 226H19V225H17ZM221 226H220V227H221ZM239 226H240V225H239ZM260 226H261V225H260ZM8 227H9V225H8ZM230 227H233V226H230ZM244 227H245V226H244ZM256 227H257V226H256ZM258 227H259V226H258ZM6 228H5V229H6ZM19 228H20V226H19ZM236 228H237V227H236ZM236 228H235V229L233 228V230H232L234 236H236V235H237L236 232H238V230H237ZM238 228H239V227H238ZM250 228H249V230H251ZM17 229H18V227H17ZM6 230H7V229H6ZM6 230L3 231L4 233L1 232L2 234H0V235H2L3 239H4V237H5L6 235H8V234H7L8 231L6 232ZM217 230H218V229H217ZM234 230H236V232H234ZM243 230L245 231L244 228H243ZM249 230H248V231H249ZM1 231H2V229H1ZM219 231H220V228H219ZM221 231H222V232H226L225 229L223 230V227H222V230H221ZM229 231H230V229H229ZM241 232H242V231H241ZM239 233H240V232H239ZM239 233H238V235L240 236L241 234H239ZM245 233H246V232H245ZM168 234H169V233H168ZM224 234H225L224 237H223V233L218 234V235H220V236L222 235L221 238H222L223 242H224L225 239H226V241H229V242H224V243L228 246L227 249L230 248V247H229V244H231V243L234 245V246H233V245L231 244V247H239V245H241V243H240V244L238 243L239 241L241 242V240H240L241 237H238V235H237V237H236V241H234L235 238H234V236H232V233H231V232L224 233ZM11 235H10V236H11ZM165 235H166V237L164 236V239H163L162 237H161L162 240L160 239V240L162 241V244H163V242L165 241V239L167 240V238H169V237H167V234H165ZM169 235L172 236V233L169 234ZM173 235L175 236V234H173ZM212 235H213V234H212ZM212 235H209V236H211V237H210L211 239H213V238H212ZM31 236L33 237V235H31ZM162 236H163V235H162ZM174 236H172V237H174ZM220 236H216V237H217V238L219 237V239H220ZM231 236L234 238V240H231V239L229 240V238H232ZM2 237H1V238H2ZM8 237H9V236H8ZM8 237L6 236V239H8ZM32 237H29V238L31 239ZM207 237H208V236H206V238L204 237V239L207 240ZM213 237H214V235H213ZM216 237H215V238H216ZM225 237H226V238H225ZM174 238H175V237H174ZM176 238H177V237H176ZM208 238H209V237H208ZM237 238L239 239L238 242H237ZM246 238H247V237H246ZM6 239H5L4 241L1 239L2 242H1V241H0V242L4 244V242H6ZM146 239H147V238H146ZM243 239H244V238H243ZM149 240H150V239H149ZM178 240L181 242V240H180L179 238H178ZM178 240H176V241H178ZM215 240H216V239H215ZM249 240H250V239H249ZM249 240H248V241H249ZM168 241H169V239H168ZM168 241H167V243H168ZM176 241H175V243H176ZM179 241H178V243H179ZM207 241H208V243H209L210 240H207ZM217 241H219V242L222 243L221 240H216V241H214V242H210V243H211V244H213V243L216 244L215 242H217ZM231 241H232V242H231ZM248 241H247V242H248ZM8 242H9V245L7 244ZM10 242H11V240L9 239V241L7 240V242H6L4 245L7 244L6 247H7V248H10V247H11V246H10V245H11ZM144 242H145V243H144ZM146 242L149 243L148 241H143V242H141V243L138 242L139 244L136 243V244H138V245L135 244L134 246H136V247L139 246V245L142 246L143 244H144V245L147 244ZM151 242H152V241H151ZM151 242H150V243H151ZM173 242H174V239H173ZM173 242H172L171 244H172V245H173V244L175 245V243H173ZM219 242H218V245H217V246H218V249H219V248L221 249L220 246L223 247V244H224V243H222V245H221V243H220V246H219ZM230 242H231V243H230ZM234 242L238 243L239 245H238V246H235L236 243L234 244ZM1 243H0V247H1V246L4 247L3 244L1 245ZM142 243H143V244H142ZM152 243H153V242H152ZM160 243H161V242H160ZM160 243H158V245H159ZM164 243H166V241H165ZM167 243H166V244H163V245H164V248L167 246V250H164V251H165V252L168 251L169 253H166V254L164 253V255H163V252L159 249V248H161V246H162L161 244H160V247L158 248V250H160V252H159V251L157 252V250H156L157 248H155V250H156V251H155L154 248H153L154 246H152V244H151L149 247H148V244H147V246H145V249L148 250V248H150V247L152 246L153 249H152V248H151V249H152V251L154 250V252L152 253V251L149 249V250L151 251V253H149V252H150V251H149V252L146 254L147 256L149 255L148 259L151 260V259L153 258V259H154V262H153L154 264H155V260L157 259V257H159L158 259H161V261L159 260V263H158V261L156 260V264H160V262L163 263V264H166L165 261H164L165 263L162 262L163 259L167 260L168 262H171V263H168V264H172V263H175V264H176V262H180V260H179V261L176 260V262H175V259L178 258V257L175 256V259H174V257L171 255V253L173 252L175 246L173 245L174 247H172V245H167ZM178 243H177V245H178ZM192 243H193V242H192ZM192 243H191V244H192ZM194 243L196 244V242H194ZM194 243H193V244H194ZM205 243H206V242H205ZM205 243L202 242V244H205ZM227 243H228V244H227ZM250 243H251V241H250ZM141 244H142V245H141ZM155 244H156V243H155ZM188 244H189V243H188ZM188 244H187V245H188ZM195 244H194V245H195ZM206 244H207V243H206ZM214 244H213V246H214ZM156 245H157V244H156ZM158 245H157V247H158ZM196 245H197V244H196ZM196 245H195V246H196ZM250 245H251V244H250ZM8 246H10V247H8ZM12 246H13V245H12ZM140 246L137 247V248H138V249H139V248L141 249ZM180 246H181V245H179V247H180ZM190 246H191V247H190ZM190 246L185 247L184 249H186V251H188V250L192 251V254H191V252H190V256H191V255L193 256V257L191 256L192 258H194V259H195V258H199V256L197 257V255H199V253L196 252V251H195V252L193 251L194 246H192V245H190ZM197 246H198V245H197ZM207 246H208V245H207ZM210 246H211V245H209V247H210ZM255 246H256V245H255ZM13 247H14V246H13ZM136 247H135V249L137 250ZM162 247H163V246H162ZM189 247H190V249H188ZM198 247H200V246H198ZM215 247H216V245H215ZM224 247H225V246H224ZM246 247H247V246H246ZM7 248H6V249L2 248V250H3V251H4V250H7L6 252H8V251H11V252H12V251H13V253H14V250H13V249H15V247H14V248L11 247L12 249L10 248L9 250H8ZM17 248H19V249H17ZM17 248H16V249L19 250V252L16 253V254H19L20 251H23V250H24V249L21 250L20 247H17ZM23 248H24V247H23ZM142 248H143V247H142ZM180 248H181V247H180ZM25 249H26V248H25ZM162 249H163V248H162ZM191 249H192V250H191ZM199 249H201V248H199ZM232 249H234V248H232ZM236 249H237V248H236ZM247 249H248V247H247ZM249 249H250V248H249ZM2 250H1V248H0V253H1ZM17 250H15V251H17ZM251 250H252V249H251ZM24 251H26V250H24ZM140 251H141V250H140ZM140 251H139V252H140ZM143 251H144V250L142 249L141 252L143 253ZM174 251H177V250H174ZM181 251L184 253L183 255L181 254V256H185V257H186V254H188V252H189V251L186 252L185 250L183 251V248H182ZM181 251L179 250V252H181ZM199 251H201V250H199ZM203 251L206 252V250H202V252H203ZM210 251H211V250H210ZM221 251H222V249H221ZM249 251H250V250H249ZM249 251H247V252H249ZM156 252H157V253H156ZM161 252H162V253H161ZM177 252H178V251H177ZM185 252H186V253H185ZM211 252H212V251H211ZM245 252H246V251H245ZM21 253H22V252H21ZM155 253H156V255H154ZM193 253H194V254H193ZM207 253H208V252H207ZM134 254H135V251H134ZM136 254H137V253H136ZM138 254H139V253H138ZM140 254H141V253H140ZM140 254L137 255L136 258L132 260V261L134 262L133 264H135L136 261H138V263L140 264V263H142V262L145 260L143 257H141L142 255L140 256ZM150 254H151V255H154L155 257H151V258H150ZM167 254H168V255H167ZM208 254H209V253H208ZM157 255H158V256H157ZM165 255L167 256V258L165 257ZM195 255H196V257H195ZM206 255H207V254H206ZM206 255H204V254L201 255V252H200V258H199V260H198V259H195L194 261H199V262H200L201 260H203L204 262H206V261H208V258H206V259H207L206 261L204 260L205 258L203 259V257L206 256ZM209 255H210V254H209ZM209 255H208V257H209ZM156 256H157V257H156ZM178 256H180V255L178 254ZM201 257H202V259H201ZM132 258H133V257H132ZM155 258H156V259H155ZM182 258H183V257H182ZM179 259H180V257H179ZM200 259H201V260H200ZM209 259H210V258H209ZM134 260H136V261H134ZM233 260H234V259H233ZM233 260L231 261L232 264H233ZM181 261H182V260H181ZM203 261H202V262H203ZM147 263H148V264H151L152 262H149V261H148ZM153 263H152V264H153ZM180 263H181V262H180ZM178 264H179V263H178ZM236 264H237V263H236Z\"/></svg>",
  "mask_w": 264,
  "mask_h": 264
}]
</instances>
